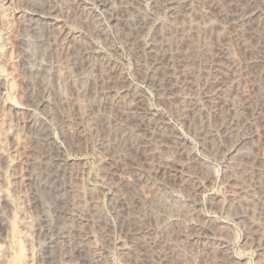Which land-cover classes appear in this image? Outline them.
<instances>
[{
    "label": "bare ground",
    "instance_id": "bare-ground-1",
    "mask_svg": "<svg viewBox=\"0 0 264 264\" xmlns=\"http://www.w3.org/2000/svg\"><path fill=\"white\" fill-rule=\"evenodd\" d=\"M20 1V5L23 7V6H26V7H29L31 12L29 13H21V12H13L11 10V4H12V0H0V38L4 37V40H6V42L4 43V45L1 44V41H0V68H6L8 71H9V74L11 76V82H9V85L6 87L5 84H3L2 82V76H0V137L1 139H4L5 141H8L10 142L12 148L15 153L17 154L16 156L18 157L17 158V161L18 160H21V163L18 164L19 166L17 167H21V164H22V160H24V166L27 168V170L31 173L25 174V176L29 175L28 177L26 176H23L24 173L21 175V172L17 173L15 172L16 174V178L14 181H16L17 183V186L19 185V187L21 188V185L22 184H25L26 182V185L30 183L33 185L32 187L35 189V191L33 193H37L39 194V201L41 203V206H42V212L40 214L41 217H40V223L39 225L35 227V224L34 226H32L31 223L32 220L31 218H29L31 220V223L30 225H28L27 227H25V234L24 236H22V243H23V246H24V250L22 253L23 254V262L20 261L21 264H33L34 262V251H35V247L40 246V241L37 242L38 239L42 238L43 239V246L40 247L42 248V252H43V259L46 261V264H114L113 262L109 261V259L106 258L105 256V250L100 246V242H108L110 239H109V233L111 232V223H112V220L110 218V216H107L106 212L102 209L101 207V199H100V195L101 193H103V189H99V187H95V188H98V190H95L92 189V188H89V189H79L77 185V183H75L76 185H74V183H72L71 181L68 182V178L67 179H64V180H67V182H61L57 187L54 186V188H52L51 186L49 187V185L47 186V180H45V177H46V174L44 175V172H43V168L47 167V165L49 164H46V160L48 159H43L42 156H39V157H36V158H31V156H29V153L28 152V140H29V136L30 135H34L35 137V140H40L41 142V146L42 147H49V145L51 144V140L53 139H49V135H48V132H47V129H48V125L46 127V124H45V121L43 120V118H38L37 115H34V112L36 110H41L43 111L42 113H45V117L47 115H51L49 114L47 109H46V102L43 100V97H45V95L47 94V92H49V89H50V86H49V80L51 78H54V76L56 75L55 74V69L53 70V64L55 61L58 62V60H54L55 57H53L55 54L54 52L58 51L57 53V56L59 57V52L61 51L62 53L63 52H66V53H63L61 54L62 56L67 55V59H66V63L69 62L68 61V52H69V49H70V42L71 44L74 42V41H77V37L73 36V35H70L69 33H67L65 27H64V23H63V20L64 18H76L78 17V19H82L81 21L84 20V23L87 21L88 23H90L89 25V28L94 31V32H97L99 35H102L103 37L106 36V29L103 28V25H101L100 23H98V21L95 19V14L93 12V10H91L89 7L86 6V3L83 4L81 3L79 0H45L42 4H39L38 6L35 5L33 3L32 0H19ZM41 1V0H40ZM95 1V0H94ZM98 2V4L100 5V7H102V9L104 8V10L106 11L104 14H107L106 18H108L107 20H109L110 24H112L113 26L111 27H116V29H120L118 31H120V33L122 32L121 30H123L122 33H124V31H128L129 34H130V37L129 39L127 40L128 44L130 45V47H133L135 50L139 51V52H143V53H149L152 55L153 57V63L156 67H162V69L166 70V72H162L163 73V77L162 78H158L154 81L153 83V88L155 89V91L157 92L158 96L160 97V101H167L170 99L172 100H181L180 98L183 97L182 95L179 96V85L177 84V81L179 79H182V81H184L185 83L189 84L190 86H195L194 85V82H195V78H196V68L197 66L194 67L192 63L193 61H189L187 60L189 58V56H191L190 54H192V51L190 53V47L189 46H193L194 50L196 51H199L201 54V56H206L202 59V61H199L198 64H201L200 66V69L202 71V76L204 77H207L208 75H211L209 74L210 71H212L213 68H216V64H214L213 62L211 63L208 58V56L210 57L209 54H213V53H210L208 51V44L207 45V40L205 39H201V37L205 36L204 35V32L208 29V27H210V30H212L214 32V36H215V41H217L215 43V53L218 57V55L220 54H223L224 50L223 48H221L222 46H220L219 44V40L220 38V24H221V20L223 21H227L228 25L230 26V28H232V34H233V37L236 38L235 40H237L238 42H240L241 45H243V48L244 49H249V48H252L254 46V50H255V55L254 56H250L246 62L248 63V65H254V66H258L260 67V71H259V74H262V72H264V15L263 17H261V13L259 11L260 8V5L261 3H264L263 1L264 0H247V2L245 1L246 5L243 4L242 2H240V0H210V2L207 3L206 6L207 7V11H204V15L202 17H200L199 19H196L195 17H193V13H196V12H193V9H194V3H197V2H193L192 0H96ZM208 1V0H207ZM215 1L217 2L218 4V1H222L224 3V6H226L227 8L226 9H223L220 4H215ZM204 2V0L202 1ZM42 3V2H41ZM205 3V2H204ZM45 4V5H44ZM47 4V5H46ZM149 5L147 7H145V5ZM205 5V4H203ZM18 6V5H17ZM199 6V5H198ZM197 6V7H198ZM160 8H163L162 11H164V9H167L169 11V20L168 22L166 23V26L164 24V29L161 28L159 30H157V35H158V39H154L153 40V36H152V41H148V42H144L142 41V37H141V34L142 32H144V28L146 26L147 21L152 18L153 14L159 10H161ZM205 8V7H203ZM225 8V7H224ZM101 9V10H102ZM103 10V11H104ZM195 10V9H194ZM203 10V9H202ZM201 10V12H202ZM206 10V9H205ZM160 12V11H159ZM202 14V13H201ZM200 14V15H201ZM217 18V19H216ZM77 19V18H76ZM152 20V19H151ZM66 21V20H65ZM73 21V20H72ZM148 21V22H149ZM69 22V21H68ZM151 22V21H150ZM149 22V23H150ZM211 26L209 24L213 23ZM78 23V22H77ZM81 23V22H80ZM83 23V22H82ZM239 23V24H238ZM88 26V24H86ZM85 25V26H86ZM149 25V24H148ZM163 27V25H161ZM158 27V26H157ZM84 28V27H82ZM113 30V29H112ZM161 30V31H160ZM225 30V29H224ZM88 31V30H87ZM117 31V30H116ZM115 31V32H116ZM118 31L116 33H118ZM160 31V32H159ZM211 32V34L213 33ZM119 33V34H120ZM210 31H208V35L209 36H213V35H210L209 34ZM129 34H127L129 36ZM76 35V34H75ZM206 35V36H208ZM94 36V35H93ZM122 36V35H121ZM124 36H125V33H124ZM107 37V36H106ZM105 37V39H106ZM123 37V36H122ZM100 38V37H99ZM126 38V36L124 37ZM128 38V37H127ZM126 38V39H127ZM157 38V37H156ZM210 38V37H209ZM230 38V37H229ZM124 39V40H126ZM232 39V37H231ZM1 40V39H0ZM82 40V38H81ZM119 40V39H118ZM73 41V42H72ZM122 41V39H121ZM230 41V40H229ZM126 42V43H127ZM210 42V41H209ZM214 42V41H213ZM211 41V43H213ZM78 42H76V45H77ZM109 43V42H108ZM238 44V43H237ZM108 45V44H107ZM213 45V44H212ZM212 45H209V48L212 46ZM72 46V45H71ZM214 46V45H213ZM227 46V45H225ZM74 47V46H73ZM189 47V49L187 48ZM72 48V47H71ZM110 48V47H109ZM132 48V49H133ZM213 48V47H211ZM211 48H210V51H211ZM74 49V48H73ZM228 49V48H227ZM131 50V49H130ZM129 50V51H130ZM251 50V49H250ZM249 50V51H250ZM73 51V52H72ZM70 52L73 53V56L72 57V60L74 61L73 58H75L76 61H79V69L78 71H80V69H83L84 73H86V71H96V68L95 64L96 62L94 60H97L96 56L98 54V52L89 46V43H85V41H81L79 42V46L77 45V47H75L74 50H72ZM133 51V50H132ZM136 51V52H137ZM248 51V52H249ZM138 53V52H137ZM190 53V54H189ZM209 53V54H208ZM242 53V52H241ZM247 53V52H246ZM71 54V53H70ZM133 54V53H132ZM189 54V56H188ZM245 54V53H244ZM251 54H253V51H251ZM250 54V55H251ZM60 55V56H61ZM72 55V54H71ZM194 55V53L192 54V56ZM196 55V54H195ZM70 56V55H69ZM89 56L92 57H95L94 61L95 63H91L92 61H89L87 59H85L84 57L88 58ZM231 56V55H230ZM244 56V55H242ZM65 57V58H66ZM102 57V56H101ZM224 57V56H223ZM54 58V59H53ZM61 58V57H59ZM58 58V59H59ZM64 58V59H65ZM71 58V57H70ZM98 58H100L98 56ZM117 58V57H116ZM191 58V57H190ZM196 58L195 56L191 59H194ZM211 58V57H210ZM63 59V58H62ZM86 61H85V60ZM102 59V58H101ZM152 59V58H151ZM197 59V58H196ZM70 60V59H69ZM222 60V59H221ZM220 60V61H221ZM243 60V59H242ZM60 61V60H59ZM63 61V60H62ZM65 61V60H64ZM55 62V63H57ZM71 62V61H70ZM100 62V61H99ZM102 62V60H101ZM104 62V61H103ZM218 62V61H217ZM60 63V62H59ZM65 63V62H64ZM63 63V65H64ZM74 63V62H73ZM216 63V62H215ZM219 63V62H218ZM58 64V63H57ZM62 64V62H61ZM70 63H68L69 65ZM78 64V63H77ZM95 64V65H94ZM103 64V63H101ZM220 64V63H219ZM67 65V64H66ZM74 65V64H73ZM72 65V66H73ZM109 65V64H108ZM189 65H192L193 67H190ZM197 65V64H195ZM224 65V64H223ZM70 66V65H69ZM76 66V64H75ZM103 66V65H102ZM154 66V67H155ZM231 68L229 73H227V77L226 79L224 78V81H221V80H217L213 85H214V92H206L204 93V99L207 101V102H212V108H214V110H216L215 108H218L219 110L221 109H224L226 110L227 112H229L230 110L234 109L235 106H239V108H241V110L243 109H248L249 107V103H248V100L246 98V89H245V83H246V80H244V76H243V71H242V68L238 65H235V64H231ZM19 67H21L20 70ZM74 67V66H73ZM77 67V66H76ZM101 67V66H100ZM105 67V66H104ZM221 67V66H220ZM230 67V66H229ZM103 68V67H102ZM174 68L178 69V73L176 75L175 70ZM198 68H199V65H198ZM5 69V70H6ZM62 69V68H61ZM99 69V68H98ZM97 69V71H98ZM114 69V68H113ZM112 68L110 69L109 73H115V70H113ZM224 69V68H222ZM254 69V68H253ZM6 70V72H7ZM65 70V69H64ZM109 70V69H108ZM107 70V72H108ZM169 70V71H168ZM255 70V69H254ZM3 71V70H2ZM1 71V72H2ZM20 71L22 73H20ZM77 71V70H76ZM77 71V72H78ZM106 71V70H105ZM145 71V70H144ZM158 71V69H157ZM104 72V71H103ZM99 72V76H100V80L102 83H104V79L106 78V75L105 73ZM106 72V73H107ZM8 73V72H7ZM58 73V71H57ZM61 73V71H60ZM58 73V74H60ZM79 73V72H78ZM82 73V72H81ZM92 73L93 75V72H90ZM89 73V74H90ZM198 73V72H197ZM1 74V73H0ZM8 74V76H9ZM57 74V76H58ZM156 74V73H155ZM220 74V73H219ZM248 74V73H247ZM64 75V73H63ZM62 75V76H63ZM70 75V74H69ZM121 75V74H120ZM201 75V74H200ZM255 75V74H254ZM61 77V75H59ZM58 76V77H59ZM119 76V74H118ZM56 77V76H55ZM55 78V79H58L59 78ZM110 77V76H109ZM157 78V77H156ZM221 78V77H220ZM264 78V77H263ZM69 79V78H68ZM74 79V78H73ZM153 79V78H152ZM202 79V78H201ZM216 79V78H215ZM214 79V81H215ZM222 79V78H221ZM9 80V79H8ZM57 80V81H58ZM64 81V79H61V81ZM75 80V79H74ZM99 80V81H100ZM213 80V79H212ZM57 81L55 80V83L61 87V85L63 86V82L61 83H57ZM73 81V80H72ZM106 81V80H105ZM122 81V80H121ZM181 81V82H182ZM54 82V80H53ZM67 83V80L64 81V83ZM70 82V81H69ZM108 81H106L107 83ZM118 82V81H117ZM123 83H125V81H122ZM252 82V81H251ZM15 83V84H14ZM52 83V82H51ZM150 83V82H149ZM213 83V82H212ZM54 83H52L53 85ZM61 84V85H60ZM152 84V83H151ZM204 84V83H203ZM73 85V84H72ZM78 84H76L77 86ZM84 85V84H83ZM107 86L104 87L103 90H99L100 91V94L102 95H99V97L101 96L103 98V93H107V92H110L112 91L113 92V89H116L114 87H116L114 84V86L110 83H107L106 84ZM127 85V84H126ZM125 84H123L122 86L119 87V91H121L122 93L126 92V86ZM148 85V84H147ZM57 86V87H58ZM67 85H65L66 87ZM75 86V85H73ZM72 86V87H73ZM82 86V84L80 85ZM52 87V86H51ZM57 90V87L54 86ZM70 87V86H69ZM78 87V86H77ZM184 87V86H183ZM59 88V87H58ZM83 88V87H82ZM93 88V87H92ZM63 89V88H61ZM76 89V87H75ZM85 89V87L83 88V90ZM101 89V88H100ZM183 89V88H182ZM195 89V87H194ZM209 89V88H208ZM118 90V89H117ZM210 90V89H209ZM213 90V89H212ZM250 90V89H249ZM60 91V90H59ZM58 91V95H59V92ZM64 91V90H63ZM66 91V90H65ZM64 91V92H65ZM75 91V95L78 97L80 96L81 98V95L83 94L82 93V90L80 89V87L76 90H73ZM154 91V92H155ZM185 91V90H184ZM190 91V90H189ZM207 91V90H206ZM258 91V90H257ZM54 92V90H53ZM67 92V91H66ZM93 92V91H92ZM116 92V91H115ZM155 92V93H156ZM55 93V92H54ZM98 93V92H97ZM119 93V92H118ZM141 93V92H140ZM193 93V92H192ZM49 94V93H48ZM62 94V93H61ZM60 94V95H61ZM66 94V93H65ZM73 94V93H72ZM88 93L84 94L87 95ZM110 94V93H109ZM121 94V93H120ZM57 95V96H58ZM64 96V94H62ZM62 95L59 96L60 98H62ZM92 95H94V92L92 93ZM105 95V94H104ZM108 95V94H107ZM112 95V99H108L109 102H111V105H114V106H117L118 108H120V113L122 114H126V116H128L131 120L135 121L136 118H139L138 120H142L140 124H142L143 128L145 129V131L147 133H150L152 137L154 136H158L156 134H160V131L161 129H163L162 127L166 126V123L164 122L165 120H163V117L162 118H155V115L152 113V111L148 108V107H145L143 102L139 100V98L137 96H131L128 98H126V94L121 97L119 96H114V94H110ZM117 95V94H116ZM199 95V94H198ZM236 95H238V99H239V96H241L243 98V101L239 102L238 100H236ZM48 96V95H47ZM67 96V95H66ZM65 96V97H66ZM71 96V95H69ZM89 96V95H88ZM97 96V95H96ZM157 96V97H158ZM196 96V95H195ZM63 97V99H61V101L63 100V103L67 106H69L70 102L68 98H65ZM73 100L71 98V104L72 102L74 101L75 99V96L72 95ZM91 97V96H90ZM98 97V96H97ZM107 97V96H105ZM104 97V98H105ZM158 97V98H159ZM248 97V95H247ZM46 98V97H45ZM51 98V97H50ZM58 98V97H56ZM80 98H78L80 100ZM87 98V97H86ZM94 98V97H92ZM91 98V99H92ZM126 98V99H125ZM52 99V98H51ZM77 99V102L79 103V105L75 104V107L76 106H79L77 108V111L78 110H81L82 112L79 113V116L77 117H71V116H66V130H68L69 128H73L74 131L76 132L75 134H77V137L79 136L80 138H83V142L85 141L84 138L86 137V131L87 130H90L93 132L92 129H90V126L91 124H89V121H91V119H89L90 117L88 116V114H86V110L84 108L85 104L83 102H79ZM100 98H98L99 100ZM143 99V98H142ZM203 99V100H204ZM47 100V99H46ZM60 100V99H59ZM101 100V99H100ZM97 101V105L98 107L100 108V105H101V101ZM111 100V101H110ZM174 100V101H175ZM242 100V99H241ZM48 101V100H47ZM61 101H59L60 103H62ZM89 100L87 99L86 102H88ZM105 101V99L103 100ZM107 101V100H106ZM201 101V99H200ZM49 102V101H48ZM76 103V100L74 101ZM94 102V101H93ZM108 102V103H109ZM159 102V101H158ZM168 102V101H167ZM69 103V104H68ZM95 103V102H94ZM103 103V102H102ZM164 103V102H163ZM172 103V102H170ZM174 103V102H173ZM176 103V102H175ZM179 103V102H178ZM182 103V101H181ZM187 103V102H186ZM263 104V107H264V100L262 102ZM70 104V106H71ZM95 104V105H96ZM105 104V103H104ZM103 104V105H104ZM184 104V105H183ZM182 105L179 104V113H180V116L182 118H184V121H185V118L187 117L188 114L191 113V116L190 118H196V121H198V124L200 125V127L198 128V131H199V138L202 140V145H204L205 141L208 143L207 140H210V139H213L215 138V135H213V133L211 132V130L209 129L210 127H208V122L205 120L206 116L203 117V114H202V110L196 108V107H189L188 105H185V103L183 102ZM62 105V104H61ZM74 106V104H72ZM89 105V104H88ZM92 105V104H91ZM89 105V106H91ZM106 105V104H105ZM175 105V104H174ZM206 105V104H205ZM67 106V107H68ZM108 106V104H107ZM113 106V107H114ZM178 106V105H177ZM196 106V105H195ZM53 107V106H52ZM72 107V106H71ZM94 107V105H93ZM110 107V106H109ZM112 107V108H113ZM116 107V108H117ZM172 107V106H171ZM254 107V106H253ZM80 108V109H79ZM90 107H88L89 109ZM102 108H104V106H102ZM250 108V107H249ZM46 109V110H45ZM51 109V108H50ZM65 109V108H64ZM83 109L85 112H83ZM87 109V108H86ZM109 109V108H108ZM106 109V110H108ZM176 109V108H175ZM211 109V108H210ZM238 109V107H237ZM259 109V108H258ZM71 110V109H70ZM92 110V109H91ZM105 110V109H104ZM236 110V109H235ZM240 110V109H239ZM90 111V110H88ZM100 111L102 112V110L100 109ZM100 111L97 110V113H100ZM233 111V110H232ZM52 112V111H51ZM50 112V113H51ZM79 112V111H78ZM91 112V111H90ZM96 112V111H95ZM94 110L92 112L95 113ZM107 112V111H106ZM106 112H102L104 116V114ZM109 112H110V109H109ZM108 112V113H109ZM178 112V111H177ZM206 112V111H205ZM221 112H224V111H221ZM236 112V111H234ZM242 112V111H241ZM245 112V111H243ZM57 113V112H56ZM66 113V112H65ZM217 113V112H216ZM246 113V112H245ZM262 113H264L262 111ZM91 114V113H90ZM225 114V113H224ZM250 114V113H249ZM53 115V114H52ZM51 115V117H52ZM66 115V114H65ZM106 115V114H105ZM110 115H113L114 116V113L110 114ZM207 115V114H206ZM37 116V117H36ZM101 115L98 116L97 114V117H101ZM107 116V115H106ZM113 116H109L108 114V118H102L104 121L103 123H105V125H108V127L111 129V127L109 126V124L111 122H114V123H117V121L119 122L120 121V118L118 117L117 118H114ZM158 116V115H157ZM160 116V115H159ZM224 116V115H223ZM222 116V117H223ZM236 116V115H235ZM89 117V118H88ZM92 117V116H91ZM105 117V116H104ZM121 117V116H120ZM94 118V117H93ZM124 118V117H122ZM180 118V117H179ZM188 118L186 120L187 124L189 126H191L192 124H195L192 120L194 119H190ZM224 118V117H223ZM222 118V119H223ZM181 119V118H180ZM204 119V120H203ZM211 119V117H210ZM231 119V118H230ZM257 119V118H256ZM46 120V119H45ZM63 120V119H62ZM93 120V119H92ZM97 120H101L100 118H97ZM130 120V121H131ZM183 120V119H182ZM208 120V118H207ZM221 120V119H220ZM262 120V119H261ZM95 121V120H94ZM102 121V120H101ZM209 121V120H208ZM216 121V120H215ZM228 121V120H227ZM233 121V120H232ZM236 121V119L234 120ZM233 121V122H234ZM238 121V120H237ZM64 122V121H63ZM98 123H101L103 124L102 122L100 121H97ZM96 122V124H97ZM121 122V121H120ZM126 122V121H125ZM139 122V121H138ZM178 122V121H177ZM222 122V121H220ZM219 122V123H220ZM61 123V122H60ZM91 123V122H90ZM95 123V122H94ZM134 123V122H132ZM130 123V124H132ZM216 123V122H215ZM225 123V122H224ZM236 123V122H235ZM21 124V126H23L22 128L25 130H27L26 132L30 131L32 132V134L28 135V138L26 137V134L23 133V129L21 130L20 127H18V125ZM95 124V125H96ZM100 124V125H101ZM118 124V123H117ZM128 124V122H127ZM185 124V123H184ZM234 124V123H233ZM232 122H229L227 126V128L229 127L231 129L232 127ZM99 125V126H100ZM186 125V124H185ZM94 126V125H92ZM104 126V125H103ZM121 127L122 126H125L123 124L120 125ZM129 126V125H127ZM169 125H167L168 127ZM241 126V125H240ZM253 126V125H252ZM63 127V126H62ZM89 127V128H88ZM97 127V126H96ZM105 127V126H104ZM120 127V128H121ZM220 127V126H219ZM88 128V129H87ZM106 128V127H105ZM119 128V127H118ZM142 128V129H143ZM166 128V127H164ZM187 128V127H186ZM191 128V127H189ZM187 128V129H189ZM214 128V127H213ZM228 128V129H229ZM253 128V127H251ZM60 129V128H59ZM87 129V130H86ZM107 129V128H106ZM116 131V128H114ZM123 129V128H122ZM143 129V131H144ZM192 129V128H191ZM234 130H236L234 127L232 128ZM109 130V129H107ZM121 130V129H119ZM124 130V129H123ZM137 130V129H136ZM164 130V129H163ZM162 130V131H163ZM193 130V129H192ZM239 130V129H238ZM236 130V131H238ZM244 130V129H243ZM65 131V130H64ZM113 129H112V132L113 133H116L115 135H117V132H114ZM127 131V130H126ZM174 131V130H173ZM225 131V130H224ZM250 131V130H249ZM67 132V131H66ZM97 132V131H96ZM104 132H105V129H104ZM107 132V131H106ZM119 132V131H118ZM131 132V131H129ZM137 132V131H136ZM195 132V131H194ZM193 132V133H194ZM245 132V131H243ZM29 133V132H28ZM109 132H107V135L110 136L108 134ZM132 133V132H131ZM131 133H128V137H131L132 136H129V135H132ZM220 133V132H219ZM90 134V133H89ZM94 134V133H92ZM102 134H105L103 133V130H102ZM111 134V132H110ZM125 134V133H123ZM149 134V135H150ZM162 134V133H161ZM173 134V133H172ZM178 134V133H177ZM176 134V135H177ZM197 133L195 132L194 135H196ZM237 134V133H235ZM241 134V133H240ZM248 135V133H246ZM66 135V134H65ZM64 135V137H65ZM69 135V134H68ZM91 135V134H90ZM100 135V134H99ZM99 135L96 136L95 134V139H94V136H90L94 139V141H91L96 144H99L100 146H104L105 144L109 143L110 142V137L108 139V137L104 136L103 135V138H100ZM166 136L164 139H163V136L161 140H164L166 142V146H169L171 145L172 148L178 150V151H181V152H185L187 154V157L186 159V162H190V163H187V165H181L179 163L178 160H176L173 156V154L171 155H168L169 160H171L170 162H162L161 164L157 165L155 167V171L156 173H160V172H163L165 173L166 171L170 172L171 174L172 173H179L182 169H185V170H188L189 168H192V163H197V166H198V163H199V160L197 158V156L194 155H191V154H188L187 151H185L184 149L185 148V141L184 139H181L180 137H177V136ZM179 135V134H178ZM228 135V133L226 134ZM67 136V135H66ZM89 136V135H88ZM88 136L86 138H88ZM119 136V134L117 135ZM125 135H122L120 136L123 137ZM149 136V137H151ZM182 136V135H181ZM214 136V137H213ZM243 137H241L240 140H238L239 142L237 144H235L232 147H230L233 152L235 154H233L231 156V159H235L240 153V151L243 149L242 145H244V143L247 141L248 137H246L245 135H242ZM250 136V135H249ZM68 137V136H67ZM71 137V136H70ZM89 137V138H90ZM112 137V136H111ZM114 134H113V137H112V141L114 139ZM127 137V138H128ZM198 137V136H197ZM217 137V136H216ZM51 138V136H50ZM66 138V137H65ZM64 138V139H65ZM85 138V139H86ZM118 138V137H117ZM118 138V139H120ZM125 138V139H127ZM225 138V137H223ZM251 138V137H250ZM67 139V138H66ZM78 139V138H77ZM150 139V138H149ZM4 140L2 142H4ZM34 140V141H35ZM81 140V139H80ZM89 140V139H87ZM86 140V141H87ZM116 138L114 139L113 142H115ZM132 140V139H131ZM122 141V140H120ZM120 141L118 142L120 144ZM145 141V140H144ZM152 141V140H151ZM155 141V140H154ZM187 141V139H186ZM55 142V141H54ZM89 142V141H88ZM88 142H85L84 144L86 145ZM112 142V143H113ZM212 142V141H211ZM39 143V142H37ZM36 143V144H37ZM67 143V142H66ZM117 143V142H115ZM114 143V144H115ZM117 143V144H118ZM164 143V142H163ZM210 143V142H209ZM213 143V142H212ZM218 143V142H217ZM10 144L8 143V145L10 146ZM90 144V143H89ZM88 144V146H89ZM111 144V143H110ZM109 144V148L112 147V145L110 146ZM123 144V141L122 143ZM129 147L131 148H134V142L132 144V142L129 143ZM144 144H147L146 141ZM150 144V143H149ZM247 144V143H246ZM252 144V143H251ZM30 145V143H29ZM35 145V143L30 147V148H33ZM56 146V148L59 150L62 148V146L64 145H59V143L55 144L53 143L52 146ZM83 145V144H82ZM92 145V144H91ZM90 145V146H91ZM116 145V144H115ZM128 144H126V147ZM39 146V145H38ZM51 146V147H52ZM66 146V145H65ZM89 146V147H90ZM99 146V147H100ZM134 146V147H133ZM147 146V145H146ZM150 146V145H149ZM148 146V147H149ZM164 146V145H163ZM187 146V145H186ZM39 148L36 149V152L39 150V149H43V148ZM50 147V148H51ZM71 147V146H70ZM87 147V146H86ZM119 147V145H118ZM121 147V146H120ZM124 147V146H123ZM125 147V148H126ZM145 147V146H144ZM151 147V146H150ZM247 147V146H245ZM36 148V147H35ZM49 148V149H50ZM96 148V147H95ZM106 148V147H105ZM113 148V147H112ZM117 148V147H116ZM45 149V148H44ZM55 149V148H54ZM56 149V150H57ZM64 149V148H63ZM104 149V148H103ZM118 149V148H117ZM120 149V148H119ZM128 149V148H126ZM125 149V150H126ZM130 149V148H129ZM148 149V148H147ZM154 149V148H153ZM189 149V147H188ZM247 150V148H245ZM1 150V149H0ZM115 149H113V152H114ZM146 150V149H145ZM152 150V149H151ZM190 150V149H189ZM210 150V149H209ZM215 150V149H214ZM231 150V151H232ZM244 150V149H243ZM251 150V149H250ZM32 151V150H31ZM48 151V150H47ZM53 151V150H52ZM61 151V150H60ZM81 151V150H80ZM85 151V150H84ZM118 151V150H117ZM124 151V149H123ZM153 151V150H152ZM151 151V152H152ZM174 151V150H173ZM245 151V150H244ZM244 151H242V153H245ZM33 152V151H32ZM35 152V150H34ZM35 152V153H36ZM40 152V150L38 151ZM42 154L44 155V152L41 151ZM49 152V151H48ZM47 152V153H48ZM58 152V151H57ZM121 152V151H120ZM189 152V151H188ZM46 153V154H47ZM115 153V157H117V153ZM119 153V152H118ZM176 153V152H175ZM215 153V151H214ZM239 153V154H237ZM247 153V152H246ZM2 154V153H1ZM12 154V153H11ZM32 154V153H31ZM30 154V155H31ZM49 154V153H48ZM141 154V153H140ZM154 154V153H153ZM184 154V153H182ZM206 154V153H205ZM221 154V153H220ZM249 154V153H248ZM247 154V156H248ZM34 155V154H33ZM32 155V156H33ZM81 155V153L79 154ZM106 155V154H105ZM111 155V154H109ZM108 155V156H109ZM114 154H112L113 156ZM119 155V154H118ZM152 155V154H150ZM198 155V154H197ZM216 155V154H215ZM245 155V154H244ZM242 154V158H244V156ZM181 156V155H180ZM199 156V155H198ZM240 156V155H239ZM244 156V157H243ZM1 157V155H0ZM4 157V156H3ZM82 157V156H81ZM106 157V156H105ZM104 155H103V158L105 159ZM157 157V156H156ZM178 157V155H177ZM220 157V156H218ZM249 157V156H248ZM247 157V158H248ZM46 158V157H44ZM48 158V157H47ZM62 158V157H61ZM107 158V157H106ZM241 158V159H242ZM246 158V159H247ZM251 158V156H250ZM254 158V157H253ZM4 159V158H3ZM2 159V160H3ZM81 159V158H80ZM119 159V158H118ZM121 159V158H120ZM132 159V158H131ZM150 159V158H149ZM240 159V160H241ZM245 159V160H246ZM252 159V158H251ZM255 159V158H254ZM253 159V160H254ZM16 160V158H15ZM45 160V161H43ZM57 160V159H56ZM97 160V159H95ZM102 160V159H101ZM156 160V159H155ZM168 160V159H167ZM232 160V161H233ZM239 160V157H238V161ZM4 161V160H3ZM49 161V160H48ZM47 161V162H48ZM79 160H77L78 162ZM82 161V159H81ZM115 158L114 156L113 157H110L109 158V161L110 162L108 165L111 167V165H115ZM119 161V160H118ZM123 161V160H122ZM148 161V160H147ZM161 161V160H160ZM192 161V163H191ZM203 161V160H201ZM231 161V160H230ZM231 161V162H232ZM236 161V160H235ZM244 161V160H243ZM247 161V160H246ZM245 161V162H246ZM55 162V160L53 161V163ZM71 162V161H70ZM68 162L67 159L63 160L61 159V161L59 160L58 163L59 166L56 168L57 170V174L62 178H65L66 176L70 177L73 179L72 176L74 175H77L78 176V173L79 171H82L84 170V168L82 170H76V168L74 167V164L73 162ZM103 162V161H101ZM244 162V163H245ZM253 162V161H252ZM56 163V162H55ZM79 163V162H78ZM82 163V162H81ZM202 162H200L201 164ZM233 163V162H232ZM249 163V162H248ZM2 164V163H1ZM29 164H33L35 165L36 167H38L37 170H32L33 172L30 171V169L28 168ZM44 164L46 165L44 167ZM103 164V163H102ZM111 164V165H110ZM120 164V163H119ZM131 164V163H130ZM203 164V163H202ZM202 164L200 167H202ZM230 164V162H229ZM243 164V163H242ZM22 165V167H23ZM51 165V164H50ZM83 165V164H82ZM126 165V164H125ZM139 165V164H138ZM196 165V164H195ZM233 166V164H230L228 166V168H230V166ZM246 165V164H244ZM1 166V165H0ZM34 166V167H35ZM55 166V165H53ZM78 166V169L80 168L79 164L77 165ZM84 166V165H83ZM97 166V165H96ZM143 166V165H142ZM152 166V165H151ZM194 166V165H193ZM204 166V164H203ZM227 166V165H226ZM247 166H252V165H248ZM246 166V167H247ZM258 166V165H257ZM256 166V167H257ZM10 167V166H9ZM33 167V166H32ZM56 167V166H55ZM125 167V166H124ZM150 167V166H149ZM195 167V166H194ZM199 167V168H200ZM5 168V167H4ZM50 168V167H49ZM250 167H248L247 169H249ZM114 170V168H112ZM202 169V168H201ZM231 170H235V167L230 168ZM238 169V168H236ZM243 169V168H242ZM246 169V168H245ZM251 169V168H250ZM11 170V169H10ZM17 170V169H16ZM45 170V169H44ZM46 170H49L46 168ZM116 170V169H115ZM148 170V169H147ZM239 170V169H238ZM264 170V169H263ZM20 171V169L18 170ZM22 171V170H21ZM24 171H25V168H24ZM124 171V170H123ZM129 171V170H128ZM154 171V172H155ZM193 171V170H192ZM197 171V170H196ZM237 171V170H236ZM245 171V170H244ZM248 171V170H247ZM250 171V170H249ZM255 171V170H254ZM13 172V171H12ZM111 172V171H110ZM149 172V171H148ZM182 172V171H181ZM231 172V171H229ZM233 172V171H232ZM238 172V171H237ZM242 173H244L243 171H241ZM246 172V171H245ZM257 172V171H256ZM259 172V171H258ZM48 173V172H47ZM54 173V172H53ZM52 173V174H53ZM81 173V172H80ZM112 173V172H111ZM197 173V172H196ZM209 174V172H207ZM206 173V174H207ZM235 171L232 173L234 174ZM240 173V172H239ZM238 173V174H239ZM247 173V172H246ZM55 174V173H54ZM105 174V173H104ZM121 174V173H119ZM143 174V173H142ZM141 174V175H142ZM155 174V173H154ZM166 174V173H165ZM163 174V175H165ZM223 174V173H222ZM228 174V173H226ZM248 174V173H247ZM246 174V175H247ZM13 175V176H14ZM82 175V173H81ZM80 175V176H81ZM100 175V174H99ZM106 175V174H105ZM122 175V174H121ZM135 175V174H134ZM169 175V174H168ZM4 176V175H3ZM54 177V175H52ZM118 176V175H117ZM128 176V175H127ZM136 176V175H135ZM167 176V174H166ZM165 176V177H166ZM174 176V175H173ZM172 176V177H173ZM177 176V175H176ZM236 176V174H235ZM234 176V177H235ZM240 178L241 177V174H239ZM237 176V178L239 177ZM248 176V175H247ZM245 176V177H247ZM253 176V175H252ZM261 176V175H259ZM51 177V176H50ZM56 177V175H55ZM110 177V176H109ZM116 177V176H115ZM121 177V176H120ZM132 177V176H131ZM145 177V176H144ZM161 177V176H160ZM171 177V175H170ZM171 177V178H172ZM175 177V176H174ZM224 177V176H223ZM244 177V176H243ZM250 177V175H249ZM61 178V179H62ZM111 178V177H110ZM136 178V177H135ZM134 178V179H135ZM140 178V177H139ZM147 178V177H146ZM158 178V177H157ZM169 177L167 176V179ZM178 178V177H177ZM183 178V177H182ZM208 178V177H207ZM211 178V177H210ZM248 178V177H247ZM245 178V179H247ZM251 178V177H250ZM253 178V177H252ZM48 179V177H47ZM52 179V177H51ZM125 179V178H124ZM142 179V178H141ZM165 179V178H164ZM170 179V178H169ZM185 179V178H184ZM235 179V178H234ZM233 176L231 178V173H230V176H229V179L227 178L228 183L229 182H232L233 180ZM244 179V180H245ZM49 180V179H48ZM54 180V179H53ZM56 180L57 177H56ZM71 180V179H70ZM145 180V179H143ZM149 180V179H148ZM186 180V179H185ZM188 180V179H187ZM237 180V179H235ZM239 180V179H238ZM243 180V181H244ZM248 180V179H247ZM28 181V182H27ZM77 181V180H76ZM79 181V180H78ZM81 181V180H80ZM141 181V180H140ZM151 181V180H150ZM153 181V180H152ZM151 181V182H152ZM184 181V180H182ZM181 181V182H182ZM250 181V180H249ZM253 181V180H252ZM191 182V181H190ZM240 182V180H239ZM255 182V180H254ZM264 182V181H263ZM54 183V182H53ZM58 183V182H56ZM55 183V184H56ZM81 183V182H80ZM79 183V187L81 186ZM110 183V182H109ZM148 183V181H147ZM156 183V182H155ZM160 183V182H158ZM162 183V182H161ZM170 183V182H169ZM227 183V184H228ZM233 183V182H232ZM245 183V182H244ZM243 183V184H244ZM257 183V182H256ZM99 184V183H98ZM142 184V183H141ZM146 184V183H145ZM151 184V183H150ZM149 184V186H150ZM154 186V181L152 183ZM151 184V185H152ZM163 184V183H162ZM161 184V185H162ZM177 184V183H176ZM186 184V183H184ZM231 184V183H230ZM235 184V183H234ZM252 184V183H251ZM259 184V183H258ZM28 185V186H29ZM51 185V183H50ZM134 184L130 185L129 188H131L130 190L132 191V187ZM157 185V183H156ZM160 185V184H159ZM180 185V184H179ZM246 185V184H245ZM249 185V184H248ZM27 186V187H28ZM83 186V185H82ZM85 187L88 188L87 185H84ZM91 186V185H90ZM93 186V185H92ZM91 186V187H92ZM113 186V185H112ZM141 186V185H140ZM148 186V184L146 185ZM149 186L147 188H149ZM153 186V187H154ZM158 186V185H157ZM162 186H165V185H162ZM173 186V185H172ZM229 186V185H228ZM24 187V186H23ZM22 187V188H23ZM26 187V186H25ZM26 187V188H27ZM152 187V186H151ZM150 187V188H151ZM170 187V186H169ZM175 187V186H174ZM251 187V186H250ZM25 188V189H26ZM32 188V189H33ZM103 188V187H102ZM136 188V187H135ZM149 188V189H150ZM158 188V187H157ZM156 187L155 188H152L151 190H155L157 189ZM167 188V187H165ZM172 188V187H171ZM181 188V187H180ZM200 188V187H199ZM198 188V189H199ZM24 189V188H23ZM125 189V188H124ZM169 189V188H168ZM227 189H231V188H228ZM234 189V188H233ZM231 189V190H233ZM239 193L237 192V189L235 190L237 193H234L235 194H246L248 191V189L246 187H243V186H240L239 188ZM21 190V189H20ZM19 190V191H20ZM27 190V189H26ZM159 190V188H158ZM190 190V189H189ZM193 190V189H192ZM196 190V189H195ZM193 190V191H195ZM17 191V190H15ZM28 191V190H27ZM135 190H133L134 192ZM152 191V192H153ZM157 191V190H156ZM161 194L162 195V192H166V191H170V190H162L161 188ZM192 191V192H193ZM234 191V192H235ZM79 192H81V196H80V199L79 201L76 200L77 202L75 201H71V198H72V195L74 193H77V194H80ZM118 192V191H117ZM132 192V193H133ZM149 192H151L149 190ZM167 192V193H168ZM184 192V190L182 191ZM181 192V193H182ZM191 193V191H189ZM232 191H230L231 193ZM18 193V192H17ZM20 193V192H19ZM25 193V191H24ZM28 193V192H27ZM35 193V194H36ZM47 193H54L53 196L57 198V203L58 205L54 204V211L53 212H50V210L47 208L46 206V202H45V199H44V194H47ZM129 193V192H127ZM125 193V194H127ZM136 193V192H135ZM153 193H156L158 194L157 192H153ZM166 195H169V193ZM173 193V192H172ZM174 193H177L174 192ZM173 193V194H174ZM188 194L187 196L184 197H180L181 195H179L177 198V200H167V206H165V203H163L161 200L162 198L159 197L157 199V201H161V210L160 212H162V204H164V206L166 207V209L168 210L170 207L172 208L173 205H181L180 207L182 208H179V207H175L173 209L174 211H170L168 210V215H164L165 217L162 218V222L159 224L157 223L158 225L154 226V228L156 227V233L155 235H160V237L162 236L163 232L165 233V231L168 229L167 225H172L174 223H177L178 221H181L182 219H186V220H183V221H186L184 223V227H183L181 230H178L179 232H177V236L176 238L174 239L173 237V240L171 239H168L166 238V233L163 237V238H166L165 240L161 237L158 239L157 236H154L152 237L151 236V233H154V232H151L149 231V228L148 226H143L141 225V228H145L143 229V231L141 232V235L143 239V243H150L151 241V244L152 245H157L158 248L157 250L154 252L153 251V247L151 244H148V246L151 245V248L152 249V253H148V252H145L147 251V249L145 250V248L143 249L144 253L145 254H150V257H148L147 255V258H150L152 259L151 257L153 256L155 260H151L149 262V264H201V263H205L206 261H203L202 262V258H204L205 260V257H202V255L204 254V250L201 252L200 250L198 251H194V246H201L202 248H206L207 249V246L209 247L210 243L209 241H212V232H211V226H209L206 222V220L204 219L203 222L201 221H198V219H193L196 215V207H197V201L198 199H196V197L194 198H191V194ZM226 193V192H225ZM233 193V192H232ZM231 193V194H232ZM8 194V193H7ZM23 194V193H22ZM114 194V193H113ZM119 194V192H118ZM121 194V193H120ZM124 193H122L123 195ZM156 194L152 195L151 193V199H152V196H156ZM164 194V193H163ZM172 194V196H173ZM180 194V193H179ZM194 194V193H193ZM228 194V193H227ZM26 195V194H25ZM29 195V194H27ZM32 195V194H31ZM115 195H116V192H115ZM135 195V194H134ZM133 195V197H135ZM137 195V194H136ZM139 195V194H138ZM171 195V194H170ZM178 195V194H176ZM175 195V196H176ZM196 195V194H194ZM238 195L236 196H232L234 197V201L235 198L239 197ZM253 195V194H252ZM34 195H32L33 197ZM121 196V195H120ZM128 196V195H127ZM159 196V195H158ZM157 196V197H158ZM229 196V194H228ZM16 197V196H15ZM29 197V196H28ZM37 197V196H36ZM76 197V196H75ZM126 197V196H125ZM130 197V196H128ZM127 197V198H128ZM132 197V198H133ZM139 197V196H138ZM164 197V195H163ZM171 197V196H170ZM202 197V196H201ZM200 197V198H201ZM241 197V195H240ZM239 197V198H240ZM243 197V196H242ZM250 197V196H249ZM248 197V198H249ZM23 198V197H22ZM49 198V197H47ZM103 198V197H102ZM111 199H109L110 201V215L111 216H115L117 217V219L121 218V211L123 209V207H125V204H124V200L122 201L121 200V197H119L118 195L114 196V197H110ZM131 198V197H130ZM132 198L130 200H132ZM144 198V197H143ZM142 198V200H143ZM166 198V197H165ZM164 198V199H165ZM168 198V196H167ZM174 198V196L172 197ZM239 198L237 199V201H240ZM247 198V197H246ZM264 198V197H263ZM7 198L5 197H1L0 196V204L5 202ZM9 199V198H8ZM12 199V198H11ZM19 199V198H18ZM77 199V198H76ZM125 199V198H124ZM129 199V198H128ZM127 199V200H128ZM147 199V198H146ZM154 199V198H153ZM152 199V201H153ZM241 199V198H240ZM25 200V198H24ZM129 200V201H130ZM135 200V199H134ZM138 200V199H136ZM141 200V199H140ZM139 200V201H140ZM145 200V199H144ZM143 200V201H144ZM149 200V199H148ZM221 200V199H220ZM242 200H245V198L243 197ZM27 201V200H26ZM32 201V200H31ZM30 203H33L31 202ZM126 201V200H125ZM151 201V202H152ZM155 201V200H154ZM156 201V202H157ZM232 201V202H234ZM9 202V201H7ZM11 202V201H10ZM55 202V201H54ZM103 202V201H102ZM133 202V201H132ZM131 204L133 205L134 202ZM136 202V201H135ZM141 202V201H140ZM139 202V203H140ZM150 200L148 201L147 205L151 203ZM155 202V204H156ZM199 202V201H198ZM246 202V201H245ZM252 202V201H251ZM29 203V202H28ZM52 203V202H51ZM127 203V201H126ZM130 203V202H129ZM143 203V202H142ZM146 202H144V205L146 206L145 204ZM178 203V204H177ZM222 203V202H220ZM219 203V204H220ZM239 203L240 202H237L238 206H239ZM244 203V202H243ZM247 203V202H246ZM5 204V203H4ZM9 204V203H8ZM108 204V205H109ZM128 204V203H127ZM130 204V205H131ZM153 204V203H152ZM159 202H157V205L156 207L158 206ZM225 204V203H224ZM248 204V203H247ZM261 204V203H260ZM10 205V204H9ZM30 205V204H29ZM40 205V204H39ZM56 205V206H55ZM143 204H141L142 206ZM218 205V204H217ZM221 205V204H220ZM252 205V204H251ZM2 206V205H0ZM33 206V205H32ZM36 206V205H35ZM129 206V205H126V207ZM134 206V205H133ZM150 206V205H149ZM149 206H147L149 208ZM152 206V205H151ZM155 206V205H154ZM153 206V207H154ZM214 206V205H213ZM234 206V205H233ZM248 206V205H247ZM246 206V207H247ZM254 206V205H253ZM4 207V206H3ZM6 207V206H5ZM38 207V206H37ZM144 207V206H143ZM153 207H150V208H153ZM220 207V206H218ZM230 208V205L228 206ZM227 207V209H229ZM8 208V207H7ZM12 207L10 206V209ZM21 208V207H20ZM31 205L29 207V209H31ZM39 208V207H38ZM149 208V209H150ZM160 207H158L159 209ZM170 208V209H171ZM178 208V209H177ZM214 208V207H213ZM240 208L242 209V207L240 206ZM250 208V207H249ZM263 208V207H262ZM4 208H1L0 207V210H2ZM35 209V208H34ZM138 208H136L134 206V210H136ZM140 209V208H139ZM233 209H237V208H233ZM5 210V209H4ZM7 210V209H6ZM13 210V209H12ZM129 210H131L129 208ZM128 210V213H130ZM133 210V211H134ZM144 210V209H142ZM141 210V211H142ZM157 208H153V211H156ZM165 209H163V212H164ZM222 210V209H221ZM243 210V209H242ZM125 211V210H124ZM123 211V212H124ZM132 211V210H131ZM132 211V214L134 213ZM138 211V210H137ZM148 211V210H147ZM146 211V212H147ZM166 211V210H165ZM199 211V209H198ZM238 211V209H237ZM236 211V212H237ZM247 211V209H246ZM263 211V210H262ZM6 212V211H5ZM145 212V211H144ZM145 212V214H147ZM162 212V213H163ZM239 212V211H238ZM237 212V213H238ZM8 213H11V212H8ZM25 213V212H24ZM53 213V214H52ZM108 213V212H107ZM138 213V212H137ZM143 213V212H141ZM140 213V214H141ZM161 213V215H162ZM226 213V212H225ZM240 213V212H239ZM1 214V213H0ZM23 214V213H22ZM122 217L123 216H126L124 213H122ZM132 214H130L132 216ZM136 214V213H135ZM134 214V215H135ZM144 214V213H143ZM144 214V215H145ZM149 214V212H148ZM147 214V215H148ZM151 214V213H150ZM154 214V213H153ZM152 214V215H153ZM159 211H158V215H159ZM166 214V213H165ZM3 215V214H2ZM12 217L16 218V216L13 215V212L12 214ZM8 215V216H10ZM24 215V214H23ZM21 216V217H25L26 216V219H28L27 217V214H25L24 216ZM143 215V216H144ZM233 215V214H232ZM240 215V216H239ZM238 216L241 218H245L246 216V213L245 211H243L242 213H240ZM254 215V213H253ZM252 215V216H253ZM129 214H127L126 217H128ZM140 216V215H138ZM150 216V215H149ZM156 217V215H154ZM160 216V215H159ZM194 216V217H193ZM11 217L10 220H14L13 218ZM19 217V218H21ZM146 217V216H145ZM163 217V216H162ZM197 217V215H196ZM199 217V216H198ZM256 217V216H255ZM124 218V217H123ZM138 218V217H137ZM161 218V217H159ZM156 219L160 221V219ZM8 219V218H7ZM23 219V218H21ZM39 219V218H38ZM122 219V218H121ZM120 219V220H121ZM136 219V218H135ZM247 219V218H246ZM25 221V219H23ZM21 220V221H23ZM124 220V219H123ZM122 220V221H123ZM137 220L141 221L142 223V216L140 217V219L138 218ZM157 220H155L154 218V221L156 222ZM202 220V219H201ZM209 220V219H208ZM253 220V222H250V223H254V221H258L257 219ZM9 221V219L7 220V222ZM129 222L131 220H128ZM133 221H134V218H133ZM245 221V220H244ZM127 222V220H126ZM132 222V221H131ZM211 222V221H210ZM12 223V221L10 222V224ZM26 223V222H25ZM24 223V224H25ZM29 223V222H27ZM118 223V222H117ZM122 223V222H121ZM134 223V222H132ZM136 223V221H135ZM140 223V222H138ZM146 223V222H145ZM152 223V222H151ZM180 222V224H182ZM213 223V222H212ZM211 223V224H212ZM215 223V222H214ZM256 223V222H255ZM0 232L1 234L4 235V239H0L1 240V244H0V264H9L10 260L14 259L16 256H15V253L10 249V243L9 242V238H13L12 236H14V232L13 230H11L13 232L12 235H10V233L8 232V229H7V225L5 227V225H3V223H0ZM9 224V225H10ZM14 225V222L12 223ZM12 224L10 225V229L13 227ZM120 224V223H119ZM154 224V222H153ZM156 224V223H155ZM257 224H259L257 222ZM26 225V224H25ZM134 225V224H133ZM145 225V224H144ZM178 225V224H177ZM213 225V224H212ZM252 225V224H251ZM261 225V224H260ZM263 225V224H262ZM118 226V225H117ZM139 225L137 224V227ZM259 225H257L256 227H258ZM15 227V226H14ZM124 227V226H123ZM128 227V225H127ZM160 227V228H159ZM178 227V226H177ZM215 227V226H213ZM212 227V228H213ZM136 228V227H134ZM167 228V229H166ZM176 228V227H175ZM253 228V227H252ZM263 228V227H262ZM262 228L260 229L262 231ZM15 229V228H13ZM137 229V228H136ZM173 229V227L171 228ZM229 229V228H228ZM257 229V228H256ZM17 230V229H16ZM138 230H141L138 229ZM152 231H154L153 229H150ZM259 230V229H258ZM257 230V231H258ZM10 231V232H11ZM215 231V230H213ZM254 231V230H253ZM256 231V230H255ZM120 232V231H119ZM151 232V233H150ZM169 232V231H168ZM172 232V234L174 233L173 231H170ZM140 233V232H139ZM138 233V234H139ZM256 233V232H255ZM137 234V235H138ZM128 235V234H127ZM136 235V234H135ZM139 235V236H140ZM148 235V236H147ZM153 235V234H152ZM169 235V234H168ZM257 235V234H256ZM11 236V237H10ZM146 236V237H144ZM260 236V235H258ZM263 236V235H262ZM133 237V235H132ZM137 237V236H136ZM168 237V236H167ZM216 237V236H215ZM254 237V236H253ZM261 237V236H260ZM170 238V236H169ZM257 238V237H256ZM130 239V238H129ZM133 239V238H132ZM135 239V238H134ZM139 239V238H138ZM136 239V240H138ZM148 239V240H147ZM162 239V240H161ZM259 239V237H258ZM160 240L162 241V243L160 242ZM261 240V239H259ZM259 240H258V244L261 245L259 243ZM133 241V240H132ZM131 241V242H132ZM139 241V240H138ZM216 241V239H215ZM219 241V240H218ZM11 242V241H10ZM17 242V241H16ZM131 242H128V243H124L119 246H121V255L124 262L126 264H137V258L139 257L138 253L135 251L136 250V247L135 249H133V245H131ZM140 242V241H139ZM213 242V241H212ZM263 242V241H262ZM138 243V242H137ZM142 243V244H143ZM216 244L214 245V252H216L217 254H220L223 258V256L227 259V257H230L228 256V253L227 251H229L230 253V250L228 249V245L225 246L223 244H226V243H222V244H217L218 242L216 241L215 242ZM134 244V242H133ZM139 244V243H138ZM214 242L212 243V246H213ZM20 245V244H19ZM107 245V244H106ZM136 245V243L134 244ZM144 245V244H143ZM138 246V245H137ZM144 246H147V245H144ZM147 246V247H148ZM211 246V245H210ZM262 246L264 245H261V247L258 248L259 251H261V255L262 256V253H264V247L262 248ZM201 247L199 249H201ZM20 248V247H19ZM139 249H141L139 246H138ZM143 248V247H142ZM211 248V247H210ZM13 249V248H12ZM16 249V248H14ZM198 249V247L196 248ZM210 250V251H213ZM21 251V249H18ZM138 250V249H137ZM149 251V249H148ZM151 251V250H150ZM13 252V253H12ZM203 253L201 255V253ZM207 252V250H206ZM205 252V253H206ZM213 253V252H212ZM214 253V255L216 254ZM260 253V252H258ZM12 254L13 257H12ZM21 254V256H22ZM42 254V253H41ZM143 254V253H142ZM207 254V253H206ZM209 254V253H208ZM141 255V254H140ZM144 255V254H143ZM205 255V254H204ZM213 255V254H212ZM219 255V256H220ZM264 255V254H263ZM15 256V257H14ZM20 256V254H19ZM38 257V256H37ZM145 257V256H144ZM218 257V255H217ZM216 257V258H217ZM213 258H215L213 256ZM215 258V259H216ZM223 258V259H225ZM259 258V257H258ZM261 259H263V257H260ZM42 259V260H43ZM139 259V258H138ZM144 259V258H143ZM149 259V260H150ZM234 259V258H233ZM18 260V259H17ZM231 260V259H230ZM230 260H228L230 262ZM257 260V259H256ZM14 261V260H13ZM140 261V260H139ZM210 261V260H209ZM213 261V260H212ZM217 261V260H216ZM233 261V260H231ZM16 262V261H15ZM235 263L237 261H234ZM233 262V264H234ZM14 263V262H13ZM45 263V262H44ZM142 263V262H141ZM140 263V264H141ZM225 264V262H223ZM232 263V262H231ZM262 263V261L260 262V264ZM18 264V263H17ZM144 264V263H143ZM146 264V262H145ZM215 264V263H214ZM241 264V263H240Z\"/></svg>",
    "mask_w": 264,
    "mask_h": 264
},
{
    "label": "rangeland",
    "instance_id": "rangeland-1",
    "mask_svg": "<svg viewBox=\"0 0 264 264\" xmlns=\"http://www.w3.org/2000/svg\"><path fill=\"white\" fill-rule=\"evenodd\" d=\"M33 1V3L35 4V2H36V4L35 5H39V4H42L43 5V3H45L44 1L45 0H32ZM81 3H83V4H85L86 3V6L87 7H89L91 10H93V12H94V14H95V19L98 21V23H100L101 25H103V28H105L106 29V36H102V35H99L97 32H94V31H92L90 28H89V24L90 23H88L87 21L84 23V20L83 21H81L82 19H78V17H76V18H64V20H63V23H64V27H65V29H66V31H67V33H69L70 35H73V36H75V37H77V41H72L73 43L71 44V42H70V49H69V52L67 53L68 54V58L70 59H68V61L69 62H67L66 63V59H67V55H65L64 54V56H62L61 54H63V53H66V52H59V57H61V58H59L58 56H57V52L59 51H55L54 52V56L53 57H55V59L54 60H58V62L57 61H55V62H57V63H55L54 62V64H53V70L55 69V76H54V78H51L50 80H49V86H50V89H49V92H47V94L45 95V97H43V100L46 102V104H48V105H46L45 107H46V109L48 110V111H52L51 113L50 112H48L49 114H53L52 115V117H51V115L49 116V115H47L46 117L44 116L45 115V113H42L43 111H41V110H36L35 112H34V115H37L38 116V118H43V120L45 121V124H46V127H47V125H48V129H47V132H48V130H49V132H48V135H49V139L51 140V139H53V140H51V144L49 145V147H42L41 146V141L40 140H35V137H34V135L32 134V132H30V131H28V132H26L27 130H25L24 131V129L22 128L23 126H21V124H19L18 125V127H20V129L23 131V133L24 134H28V135H30V134H32V135H30L29 136V140H28V147L30 146V147H32L31 146V144L33 145L34 143H35V145H34V147L33 148H28V152L31 154H29V156H31V158H33L34 156V158H36V157H39V156H42L43 157V159H48V160H46V164H48L47 165V167H45L46 165L44 164V167L45 168H43V172H44V175L46 174V177H45V180H47V186L49 185V187L51 186L52 188H54V186L55 187H57L61 182H67V180H68V182H72V183H74V185H76L75 183H77V185L76 186H78V188L79 189H84V188H86V189H89V188H92V189H94L95 187H99V189H103V193H101V195H100V201H101V207H102V209L106 212V214H107V216H110V218H111V220H112V223H111V232L109 233V241L108 242H100V246L105 250V256H106V258L107 259H109V261H111V262H113L114 264H126L125 262H124V260H123V258H122V256L121 255H119V254H121V246H122V244H124V243H128V242H131L132 240V242H131V245H133V249H135V247H136V252L139 254L138 256V258H137V264H140L141 262V264H145V262H146V264H149V262L151 261V260H155L154 259V257L152 256L151 258L152 259H150V258H147V256L148 257H150V254L156 249L157 250V248H158V246L155 244V245H152L151 244V241H150V243H148V244H151L153 247H155V248H153V247H151V245L150 246H148V244L147 243H143V240H141V239H143L142 238V234H141V232L143 231V229H145V228H147V227H145V228H141V225H142V227L143 226H148V227H150L149 228V231H151V232H154V233H151V236L152 237H154V236H157L158 237V239L159 238H163V237H165L164 235L166 234V233H168V234H166L167 236H166V238H168V239H171V240H173V238L175 239L176 238V236H177V232H179L178 230H181L183 227H184V223L186 222V221H183V220H186V219H182L181 221H178L177 223H174V224H172L171 226L170 225H167V227H168V229L165 231V233L163 232V234H162V236L160 237V235H155V229H156V225H158L157 223H161L162 222V218H164L165 216L164 215H168V210H170V211H174L173 209L175 208V207H179V208H182V207H180L181 205L179 204V205H173L172 206V208L170 209H166V207L165 206H167L166 204H167V200H177V198H179L180 197V199H181V197H183V195H184V197L185 196H187L190 192L189 191H191V198H194V197H196V199H198V201H197V207H196V210H197V212H196V215H197V217H196V215H194L193 217V219L195 220V219H198V221H201V222H203V220L205 219L206 220V222H207V224L209 225V226H211V232H212V241L214 242V244H213V246H212V241H209V243H210V245H209V247L207 246V249L206 248H202L201 246V249H199L200 247L199 246H194V251H205L206 252V250H207V254L204 252V254L203 253H201V255H202V257H205V260H204V258H202L203 260H202V262L203 261H206L205 263L203 262V263H201V264H224L223 262H225V264H233V262L234 261H237L236 263L234 262V264H260V262L262 261V263L261 264H264V253H262V256H260L261 255V251H259L258 250V248L259 247H261V245H264V113H262V111L264 112V107H263V100H264V72H262V74H259V71H260V67H258V66H254V65H248V63L246 62V60L250 57V56H254L255 55V50L253 49L254 48V46L252 47V48H249V49H244L243 48V45H241L240 44V42H238L237 40H235L236 38H234L233 37V32H232V28H230V26L228 25V23H227V21H223V20H221L222 22H221V24H220V37H222V38H220V42H219V44H220V46H222L221 48H223V54H220V55H218V57H217V55L216 54H214L215 52V43L217 42V41H215V36H214V32L212 31V30H210V27H208V29L204 32V35L205 36H203V37H201V39H205V40H207V39H209V40H207V45L209 44V45H212L211 47H213V48H211V51H210V48H209V45H208V51L210 52V53H213V54H209L210 55V57L208 56V58L207 59H209L210 60V62L212 63H214V64H216V68H213L212 69V71H210V73L209 74H211V75H208L207 77H204V76H202V71H201V69H200V65L201 64H198V62L199 61H202V59L204 58V57H206V56H201V55H199V54H201L199 51H196V50H194V49H192V48H194L192 45L191 46H189L190 47V53L192 52V51H194V52H192V54L194 53V55L192 56V54H190L191 56H189V54H188V56H189V58L187 59V60H189L190 62L191 61H193L192 63H194L195 61V64H197V65H195V64H193L194 65V67L195 66H197V67H195L196 68V78H195V82H194V85L195 86H190L189 84H187V83H185L184 81H182V79H179L178 81H177V84L179 85V96L180 95H182L183 97H181L180 99L181 100H172L171 99V101H170V99L169 100H167V101H165V100H163V101H160V100H162V99H160V97L158 96V94H157V92L155 91V89L153 88V83H154V81L156 80V79H158L159 77L160 78H162L163 77V73L164 72H166V70H164V69H162V67H156L155 65H154V63H153V57H152V55L151 54H149V53H143V52H139V51H137V50H135L133 47H130V45L128 44V42H127V40L129 39V37H130V34H129V32L128 31H124V33H125V36H126V38H124L125 36H124V33H122L123 32V30H121L122 32L120 33V31H118V30H120V29H116V27H111V26H113L112 24H110V22H109V20H107L108 18H106V17H108V16H106L107 14H104L106 11L104 10V8L102 9V7H100V5L98 4V2L95 0H79ZM193 2H197V3H194V9H193V12H196V13H193V17H195L196 19H199L200 17H202L203 15H204V11H207V7L208 6H206L207 5V3L208 2H210V0H204V2H202L203 0H192ZM244 3H243V2ZM245 1L247 2V0H240V2H242L243 4H245L246 5V3H245ZM42 2V3H41ZM264 2V1H263ZM221 3V4H220ZM203 4H205V5H203ZM215 4H217V2L215 1ZM218 4H220V6L223 8V9H226L227 7L226 6H224V3L222 2V1H218ZM218 4H217V6H218ZM18 5V6H17ZM45 5V4H44ZM47 5V4H46ZM199 5V6H198ZM147 6H149V5H145V7H147ZM198 6V7H197ZM11 10L13 11V12H21V13H29V12H31V10H30V8L29 7H26V6H21L20 5V1L19 0H12V4H11ZM203 7H205V8H203ZM225 7V8H224ZM260 7H262V8H260L259 9V11H260V13H261V17H263V15H264V3H261V5H260ZM102 9V10H101ZM161 10H159V11H157V13L155 12L154 14H153V16H152V20L150 19V23L147 21V23L149 24H146V26H145V28H144V32H142V34H141V39H142V41H144V42H148V41H152L151 39H152V36H153V40L155 39H158V35H159V33H158V35H157V30H159L160 28H161V30H162V28L164 29V27L166 26V23L168 22V18H169V11L167 10V9H164V11H162V9L163 8H160ZM203 9V10H202ZM206 9V10H205ZM104 10V11H103ZM201 10H202V12H201ZM202 13V14H201ZM201 14V15H200ZM217 19V18H216ZM66 20V21H65ZM73 20V21H72ZM69 21V22H68ZM78 22V23H77ZM81 22V23H80ZM83 22V23H82ZM86 24H88V26L86 25ZM164 24H165V26H164ZM212 24H214V22L213 23H211V24H209L210 26L212 25ZM239 24V23H238ZM86 25V26H85ZM161 25H163V27L161 26ZM158 26V27H157ZM213 26V25H212ZM82 27H84V28H82ZM91 27V26H90ZM160 27V28H159ZM159 28V29H158ZM166 28V27H165ZM113 29V30H112ZM225 29V30H224ZM88 30V31H87ZM118 31V33H116L117 31ZM160 30V31H161ZM116 31V32H115ZM159 31V32H160ZM208 31H210V35H213L212 37L211 36H209L208 35ZM211 32H213L212 34H211ZM120 33V34H119ZM76 34V35H75ZM127 34H129V36L127 35ZM94 35V36H93ZM123 37H122V36ZM206 35H208V36H206ZM100 37V38H99ZM105 37H106V39H105ZM157 37V38H156ZM205 37V38H204ZM210 37V38H209ZM230 37V38H229ZM231 37H232V39H231ZM81 38H82V40H81ZM1 40V44L2 45H4V43L6 42V40H4V37H3V39H2V37L0 38ZM119 39V40H118ZM121 39H122V41H121ZM124 39H126V40H124ZM230 40V41H229ZM81 41H85V43H89V46L90 47H92V48H94L97 52H98V54H97V60H94L95 59V57H92L91 58V56H89L88 58H86V57H84L85 59H87V60H89V61H92V60H94V61H92L91 63H95V64H97V65H95V67H97L96 68V71L94 70V71H86V73H84V71H83V69H80V71H78V69H79V61H76L75 60V58H73L74 59V61L72 60V57H74L73 56V51L72 50H74L75 49V47H77V45L79 46V42H81ZM210 41V42H209ZM211 41L213 42V43H211ZM76 42H78L77 43V45H76ZM109 42V43H108ZM127 42V43H126ZM218 43V42H217ZM216 43V44H217ZM238 43V44H237ZM108 44V45H107ZM72 45V46H71ZM225 45H227V46H225ZM74 46V47H73ZM72 47V48H71ZM110 47V48H109ZM189 47H187L188 49H189ZM74 48V49H73ZM133 48V49H132ZM228 48V49H227ZM131 49V50H130ZM251 49V50H250ZM130 50V51H129ZM133 50V51H132ZM250 50V51H249ZM70 51H72V52H70ZM138 53H137V52ZM249 51V52H248ZM251 51H253V54H251ZM242 52V53H241ZM247 52V53H246ZM72 55H71V54ZM133 53V54H132ZM245 53V54H244ZM196 54V55H195ZM251 54V55H250ZM61 55V56H60ZM70 55V56H69ZM231 55V56H230ZM242 55H244V56H242ZM98 56L100 57V58H98ZM102 56V57H101ZM196 57V58H194V59H191V58H193V57ZM224 56V57H223ZM66 57V58H65ZM71 57V58H70ZM117 57V58H116ZM191 57V58H190ZM202 59H201V58ZM59 58V59H58ZM63 58V59H62ZM65 58V59H64ZM102 58V59H101ZM152 58V59H151ZM84 59V60H85ZM92 59V60H91ZM222 59V60H221ZM243 59V60H242ZM60 60V61H59ZM63 60V61H62ZM65 60V61H64ZM101 60H102V62H101ZM221 60V61H220ZM71 61V62H70ZM86 61V60H85ZM100 61V62H99ZM104 61V62H103ZM220 63H218V62ZM248 61V60H247ZM60 62V63H59ZM61 62H62V64H61ZM65 62V63H64ZM74 62V63H73ZM216 62V63H215ZM63 63H64V65H63ZM68 63H70L69 65H68ZM78 63V64H77ZM101 63H103V64H101ZM200 63V62H199ZM67 64V65H66ZM74 64V65H73ZM75 64H76V66H75ZM109 64V65H108ZM224 64V65H223ZM231 64H235V65H238V66H240L241 68H242V71H243V78H244V80H246V83H245V89H246V98H247V100H248V103H249V107H248V109L246 110V109H243V110H241V108H239V106H235V108L234 109H232V110H230L229 112H227L226 110H224V109H221V110H219L218 108H215L216 110H214V108H212V102L210 103V102H207L205 99H204V93H206V92H214V83L218 80H221V81H224V78L226 79V77H227V73H229V71H230V69L229 68H231L232 66H231ZM74 67H73V66ZM103 65V66H102ZM198 65H199V68H198ZM101 66V67H100ZM105 66V67H104ZM155 66V67H154ZM190 67H193L192 65H189ZM221 66V67H220ZM230 66V67H229ZM103 67V68H102ZM21 67H19V69H20ZM62 68V69H61ZM99 68V69H98ZM113 69V70H115V73H109V71H110V69ZM222 68H224V69H222ZM255 70H254V69ZM6 68H0V76H2V82H3V84H5L6 85V87L9 85V82H11L10 80H11V76H10V74H9V71L7 70V72H6V70H5ZM22 69V68H21ZM20 69V70H21ZM65 69V70H64ZM97 69H98V71H97ZM109 69V70H108ZM157 69H158V71H157ZM175 70H173V71H175V73H176V75H177V73H178V69H176V68H174ZM3 70V71H2ZM79 72H77V71ZM100 70H101V72H103V73H105V75H106V78L104 79V83H102L101 82V80L99 79L100 78V76H99V72H100ZM106 70V71H105ZM107 70H108V72H107ZM145 70V71H144ZM2 71V72H1ZM22 71V70H21ZM20 71V73H22ZM57 71H58V73H60V71H61V73L60 74H58L57 73ZM169 71V70H168ZM82 72V73H81ZM90 72H93V75H92V73H90ZM107 72V73H106ZM163 72V73H162ZM198 72V73H197ZM63 73H64V75H63ZM90 73V74H89ZM156 73V74H155ZM220 73V74H219ZM248 73V74H247ZM8 74H9V76H8ZM57 74H58V76L59 75H61V77L59 76H57ZM70 74V75H69ZM118 74H119V76H118ZM121 74V75H120ZM201 74V75H200ZM255 74V75H254ZM63 75V76H62ZM110 76V77H109ZM59 78V80L58 79H55V78ZM157 77V78H156ZM222 79H221V78ZM69 78V79H68ZM75 80H74V79ZM153 78V79H152ZM202 78V79H201ZM216 78V79H215ZM9 79V80H8ZM61 79H64V81H66L67 80V83L65 82L64 83V81L62 80L61 81ZM213 79V80H212ZM214 79H215V81H214ZM53 80H54V82H53ZM55 80L57 81V83H61V82H63V86L61 85V87L60 86H58L56 83H55ZM73 80V81H72ZM100 80V81H99ZM108 81L107 83H110V85L112 84H114L116 87H114V88H116V89H113V92L112 91H110V92H107V93H103V98L101 97L102 95L100 94V91L101 90H103L104 89V87H106L107 85V83H106V81ZM125 81V83H123L122 81ZM70 81V82H69ZM118 81V82H117ZM182 81V82H181ZM252 81V82H251ZM54 83L53 85H52V83ZM150 82V83H149ZM213 82V83H212ZM152 83V84H151ZM204 83V84H203ZM15 84V83H14ZM75 85V86H73V85ZM76 84H78L77 86H76ZM82 84V86H80ZM84 84V85H83ZM123 84H127L126 86H127V88H126V92H124V93H122L121 91H119V87L120 86H122ZM148 84V85H147ZM65 85H67L66 87H65ZM113 85V86H114ZM54 86H58L57 87V90H56V88L54 87ZM70 86V87H69ZM73 86V87H72ZM104 86V87H103ZM184 86V87H183ZM75 87H76V89H78L79 87H80V89L82 90V95H81V98H80V96H76L74 93H75V91H73V90H76L75 89ZM85 87V89L83 90V88ZM93 87V88H92ZM194 87H195V89H194ZM61 88H63V89H61ZM101 88V89H100ZM103 88V89H102ZM183 88V89H182ZM210 90H209V89ZM118 89V90H117ZM213 89V90H212ZM250 89V90H249ZM53 90H54V92H53ZM60 90V91H59ZM65 92H64V91ZM100 90V91H99ZM185 90V91H184ZM190 90V91H189ZM207 90V91H206ZM258 90V91H257ZM58 91L60 92L59 93V95H58ZM94 92V95H92V93ZM116 91V92H115ZM156 93H155V92ZM98 92V93H97ZM119 92V93H118ZM141 92V93H140ZM193 92V93H192ZM49 93V94H48ZM64 94V96L62 95V94ZM66 93V94H65ZM73 93V94H72ZM86 93H88L87 95H85L84 96V94H86ZM114 94V96H119V95H121L122 96V94L123 95H125L126 94V98H128V96L129 97H131L133 94V96H137L138 98H139V100L140 101H142L143 102V104H144V106L145 107H148L151 111H152V113L155 115V118H162L163 117V120H165L164 122L166 123V126H164V127H166V128H164V127H162L163 129H161V131H160V134H159V132H158V134H156V135H158V136H154V137H152L151 136V134L150 133H147L146 131H145V129L143 128V126H142V124H140V123H142L140 120H138L139 118H136L135 119V121H133V120H131L128 116H126V114H122V113H120L121 111H120V108H118L117 106H114V105H111V102H109L108 101V99H112L111 97H112V95H110V94ZM121 93V94H120ZM62 95V98H60L59 96H61ZM105 94V95H104ZM108 94V95H107ZM117 94V95H116ZM199 94V95H198ZM48 95V96H47ZM58 95V96H57ZM67 95V96H66ZM69 95H71V96H69ZM72 95L73 96H75V99H74V101L76 100V103L73 101L72 102V104H74V106L71 104V98H72V100H73V98L74 97H72ZM89 95V96H88ZM98 97H97V96ZM99 95H101L100 97H99ZM196 95V96H195ZM247 95H248V97H247ZM66 96V97H65ZM91 96V97H90ZM105 96H107V97H105ZM121 96H119V97H121ZM159 98H158V97ZM52 99H51V98ZM56 97H58V98H56ZM63 97H65V98H68V99H70L69 100V102H70V104H71V106H70V104H69V106L67 107L64 103H63V100L61 101V99H63ZM71 97V98H70ZM87 97V98H86ZM92 97H94V98H92ZM105 97V98H104ZM78 98H80V100L78 99ZM92 98V99H91ZM98 98H100L99 100L101 101V105H100V108L98 107V105L96 104L97 103V101H99L98 100ZM106 98H108V99H106ZM125 98V99H126ZM143 98V99H142ZM236 100H238L239 102L241 101H243V98L241 97V96H239V99H238V95H236ZM49 101H47V100ZM60 99V100H59ZM77 99H78V101L80 102H83L84 104H85V106H84V108H85V110L87 111L86 112V114H88V116L90 117H88L89 119H91V121H89V124H91V126H90V129H92L93 130V132L92 131H90V130H87L86 131V137L88 136V138H84V142H83V138H80L79 136L77 137V134H75L76 132L74 131V129L73 128H69L68 130H66L67 128V124H66V122H65V120H66V116H71V117H77V116H79V113L80 112H82L81 110H78L77 111V108L79 107V106H76L75 107V104H77V105H79V103L77 102ZM87 99L89 100L88 102H86L87 101ZM105 99V101H103ZM200 99H201V101H200ZM204 99V100H203ZM242 99V100H241ZM107 100V101H106ZM59 101H61L62 103H60ZM95 103H94V102ZM111 101V100H110ZM159 101V102H158ZM181 101H182V103H181ZM103 102V103H102ZM109 102V103H108ZM164 102V103H163ZM170 102H172V103H170ZM174 102V103H173ZM176 102V103H175ZM179 102V103H178ZM183 102L185 103V105H190L189 107H196V108H198V109H200V110H202V114H203V117H205L206 119V121L208 122V127H210L209 129L211 130V132L213 133V135L214 134H216L215 135V138H213V139H210V140H207L208 141V143L205 141V143H204V145H202V140L199 138V131H198V128L200 127V125L198 124V121H196V118H190V117H192L191 116V113L190 114H188L187 115V117L185 118V121H184V118H182L181 116H180V113H179V108H177V107H179V104L180 105H182L183 104ZM187 102V103H186ZM106 105H105V104ZM62 104V105H61ZM91 105V106H89V105ZM96 104V105H95ZM104 104V105H103ZM107 104H108V106H107ZM175 104V105H174ZM206 104V105H205ZM93 105H94V107H93ZM178 105V106H177ZM184 105V104H183ZM196 105V106H195ZM53 106V107H52ZM102 106H104V108H102ZM110 106V107H109ZM114 106V107H113ZM172 106V107H171ZM254 106V107H253ZM88 107H90L89 109H88ZM113 107V108H112ZM117 107V108H116ZM237 107H238V109H237ZM51 108V109H50ZM65 108V109H64ZM110 109V112H109V109ZM176 108V109H175ZM211 108V109H210ZM259 108V109H258ZM45 109V110H46ZM71 109V110H70ZM80 109V108H79ZM92 109V110H91ZM100 109L102 110V112L104 113V112H106L105 114L107 115H105L104 114V116H102L103 115V113L100 111ZM105 109V110H104ZM106 109H108V110H106ZM236 109V110H235ZM240 109V110H239ZM88 110H90V111H88ZM93 110H94V112L95 113H93L92 114V112H93ZM97 110L98 111H100V113H97ZM178 111V112H177ZM206 111V112H205ZM221 111H224V112H221ZM234 111H236V112H234ZM242 111V112H241ZM243 111H245V112H243ZM57 112V113H56ZM66 112V113H65ZM83 112H85L84 111V109H83ZM109 112V113H108ZM217 112V113H216ZM91 113V114H90ZM112 113H114V116L113 115H110V114H112ZM225 113V114H224ZM250 113V114H249ZM66 114V115H65ZM97 114H98V116L99 115H101L102 116V118L104 119V118H108V114H109V116L111 117V116H113L114 118H117L118 119V117L120 118V121L118 122L117 121V123H114V122H111L110 124H109V126L111 127V129L108 127V125H105V123H103V119L101 118V117H97ZM207 114V115H206ZM158 115V116H157ZM160 115V116H159ZM224 115V116H223ZM236 115V116H235ZM36 116V117H37ZM92 116V117H91ZM121 116V117H120ZM224 118H223V117ZM94 117V118H93ZM122 117H124V118H122ZM181 119H180V118ZM210 117H211V119H210ZM97 118H100L101 120H97ZM188 118H190V119H194V120H192L195 124H192L191 126H189L188 124H187V122H186V120L188 119ZM207 118H208V120H207ZM223 118V119H222ZM231 118V119H230ZM257 118V119H256ZM46 119V120H45ZM63 119V120H62ZM183 119V120H182ZM221 119V120H220ZM236 119V121H234ZM262 119V120H261ZM95 120V121H94ZM131 120V121H130ZM204 120V119H203ZM216 120V121H215ZM228 120V121H227ZM234 122H233V121ZM238 120V121H237ZM64 121V122H63ZM97 121H100V122H102L103 124H101V123H98ZM126 121V122H125ZM139 121V122H138ZM178 121V122H177ZM220 121H222V122H220ZM61 122V123H60ZM91 122V123H90ZM95 122V123H94ZM96 122H97V124H96ZM127 122H128V124H127ZM132 122H134V123H132ZM216 122V123H215ZM220 122V123H219ZM225 122V123H224ZM229 122H232V127H231V129L229 128H227V126H229L228 125V123ZM236 122V123H235ZM130 123H132V124H130ZM186 125H185V124ZM96 124V125H95ZM101 124V125H100ZM121 124H123V125H125V126H120ZM92 125H94V126H92ZM100 125V126H99ZM107 128V129H109V130H107L104 126ZM127 125H129V126H127ZM167 125H169L168 127H167ZM241 125V126H240ZM253 125V126H252ZM63 126V127H62ZM97 126V127H96ZM220 126V127H219ZM119 127V128H118ZM121 127V128H120ZM189 128V127H191V128H189V129H187V128ZM214 127V128H213ZM237 128L236 130H238V131H236V130H234V129H232V128ZM251 127H253V128H251ZM60 128V129H59ZM114 128H116V131H114L115 129ZM124 130H123V129ZM144 129V131H143V129ZM104 129H105V132H104ZM112 129H113V131L114 132H117V135L119 134V136H117V135H115L116 133H113L112 132ZM119 129H121V130H119ZM137 129V130H136ZM244 129V130H243ZM65 130V131H64ZM102 130H103V133H105V134H102ZM127 130V131H126ZM163 130V131H162ZM174 130V131H173ZM225 130V131H224ZM250 130V131H249ZM67 131V132H66ZM97 131V132H96ZM109 132L108 134L110 135V136H108L107 135V132ZM119 131V132H118ZM129 131H131V132H129ZM137 131V132H136ZM197 133L196 135H194V133L195 132ZM243 131H245V132H243ZM26 132V133H25ZM110 132H111V134H110ZM194 132V133H193ZM220 132V133H219ZM91 135H90V134ZM92 133H94V134H92ZM123 133H125V134H123ZM128 133H131L132 135H129V136H132V138L131 137H128ZM162 133V134H161ZM173 133V134H172ZM179 135H178V134ZM228 133V135H226ZM235 133H237V134H235ZM241 133V134H240ZM246 133H248V135L246 134ZM27 134H26V137L28 138V136H27ZM68 136H66V135ZM69 134V135H68ZM95 134H96V136L97 135H99V137L100 138H103V135L106 137H108V139H109V137H110V142L109 143H107V144H105L104 146H100L99 144H96V143H94L93 144V142L92 141H94V139H95ZM113 134H114V139L116 138V140H115V142H119L120 140H122L123 141V144H121L122 143V141H120V144L118 143H115V142H113L114 141V139H113V141H112V137H113ZM150 134V135H149ZM177 134V135H176ZM64 135H65V137L67 138H65L64 137ZM94 136V139L92 138V137H90V136ZM122 135H125V136H123V137H121L120 138V136H122ZM177 136V137H180L181 139H184V141L186 142L185 143V148L186 149H184L185 151H187V153L188 154H191V155H193V153H194V155L195 156H197V158H198V160H199V163H198V166H197V163H192V161H191V163H192V167H193V169L192 168H189L188 170H185V169H182L178 174L177 173H170V172H168V171H166L165 173L167 174V176L170 178H168L167 179V176H166V174L165 173H163V172H160V173H156V171H155V167L157 166V165H159V164H161L162 162H170L171 160H169V158L170 157H168V155H171V154H173V156H174V158L176 159V160H178L179 161V163L182 165H187V163H190V162H186V157H187V154L183 151V152H181V151H178V150H176V149H174V148H172V146L171 145H169V146H166L167 144H166V142L164 141V140H161L162 139V137L161 136H163V139L166 137V136ZM182 135V136H181ZM242 135H245L246 137H248V139H247V141L244 143V145H242V147H243V149L245 150H241L240 151V153L241 154H239V153H237V154H239L234 160L233 159H231V156L233 155V154H235L234 152H233V150L230 148V147H232L233 148V146L235 145V144H237L239 141L238 140H240L241 139V137H243ZM250 135V136H249ZM50 136H51V138H50ZM71 136V137H70ZM112 136V137H111ZM149 136H151V137H149ZM198 136V137H197ZM217 136V137H216ZM90 137V138H89ZM120 138V139H118V138ZM128 137V138H127ZM214 137V136H213ZM223 137H225V138H223ZM251 137V138H250ZM65 138V139H64ZM78 138V139H77ZM125 138H127V139H125ZM150 138V139H149ZM161 138V139H160ZM81 139V140H80ZM87 139H89V140H87ZM91 139H92V141H91ZM132 139V140H131ZM186 139H187V141H186ZM4 139H1V137H0V155H1V157H0V196L1 197H5V198H7L6 199V201L5 202H3V203H1L0 205H2V206H0L1 208H4V209H2V210H0V223H3V225H5V227H6V225H7V229H8V232L10 233V235H12L13 234V232L11 231V230H13V231H15L14 232V236H12L13 238H9V242L8 243H10V249L15 253V258L14 259H12V260H10V262H9V264H21L22 262H23V260H22V258H23V254L22 253H24L23 252V250H24V246H23V243H22V236H24V234H25V227H27L28 225H30V223H31V220H32V222L33 223H31L32 224V226H34V224H35V227H37L38 225H39V223H40V215H42V214H40L41 212H42V206H41V203H40V199H39V194H37L36 192V194L35 193H33L34 191H35V189L32 187L33 185L30 183V185H29V183L26 185V182H25V184H22L21 185V188L19 187V185L17 186V183H16V181H14L16 178H14V177H16V175H14V174H16L15 172H17V173H19V172H21V175L24 173V175L23 176H25V174L27 173V174H29L30 172L27 170V168L23 165L24 164V160H22V164H21V167L19 168V167H17V166H19L18 164H20L21 163V160H18L17 161V154L15 153V151L13 150V149H11L12 148V146H11V144H10V142H8V141H5L4 140V142H2ZM35 140V141H34ZM87 140V141H86ZM146 141V143L147 144H144L145 143V141ZM152 140V141H151ZM155 140V141H154ZM55 141V142H54ZM89 141V142H88ZM213 143H212V142ZM37 142H39V143H37ZM67 142V143H66ZM85 142H88L86 145L84 144ZM113 142V143H112ZM130 142H132V144H133V142H134V148H131V147H129V143ZM164 142V143H163ZM210 142V143H209ZM218 142V143H217ZM8 143L10 144V146L8 145ZM29 143H30V145H29ZM37 143V144H36ZM53 143H55V144H57V143H59V145L58 146H60V144L61 145H64V146H62V148L61 149H57L56 148V146L54 145V146H52V144ZM90 143V144H89ZM111 143V144H110ZM116 145H115V144ZM150 143V144H149ZM247 143V144H246ZM252 143V144H251ZM83 144V145H82ZM88 144H89V146H88ZM109 144H110V146L112 145V147L111 148H109ZM126 144H128L127 146L128 147H126ZM40 146V148L42 147L43 149H39L40 150V152H36V149H38L39 148V146ZM66 145V146H65ZM118 145H119V147H118ZM147 145V146H146ZM151 147H150V146ZM164 145V146H163ZM187 145V146H186ZM52 146V147H51ZM71 146V147H70ZM87 146V147H86ZM100 146V147H99ZM121 146V147H120ZM124 146V147H123ZM145 146V147H144ZM149 146V147H148ZM245 146H247V147H245ZM36 147V148H35ZM38 147V148H37ZM51 147V148H50ZM96 147V148H95ZM106 147V148H105ZM118 149H117V148ZM128 148V149H126V148ZM188 147H189V149H188ZM45 148V149H44ZM50 148V149H49ZM55 148V149H54ZM64 148V149H63ZM104 148V149H103ZM120 148V149H119ZM130 148V149H129ZM148 148V149H147ZM154 148V149H153ZM245 148H247V150L245 149ZM57 149V150H56ZM113 149H115L114 150V152H116L117 154V157L119 158H116L115 157V153L113 152ZM123 149H124V151H123ZM126 149V150H125ZM146 149V150H145ZM153 151H152V150ZM210 149V150H209ZM215 149V150H214ZM251 149V150H250ZM33 152H32V151ZM34 150H35V152H34ZM49 152H48V151ZM53 150V151H52ZM61 150V151H60ZM81 150V151H80ZM85 150V151H84ZM118 150V151H117ZM174 150V151H173ZM232 150V151H231ZM41 151H43L44 152V155L42 154V152ZM58 151V152H57ZM121 151V152H120ZM152 151V152H151ZM193 153H192V152ZM214 151H215V153H214ZM242 151H244L245 153H242ZM49 154H48V153ZM119 152V153H118ZM176 152V153H175ZM247 152V153H246ZM2 153V154H1ZM12 153V154H11ZM47 153V154H46ZM81 153V155H79ZM141 153V154H140ZM154 153V154H153ZM182 153H184V154H182ZM206 153V154H205ZM221 153V154H220ZM249 153V154H248ZM34 154V155H33ZM106 154V155H105ZM109 154H111V155H109ZM112 154H114L113 156H114V158H115V165H111V167L108 165L110 162H108L109 161V158L110 157H113L112 156ZM119 154V155H118ZM150 154H152V155H150ZM199 156H198V155ZM216 154V155H215ZM242 154L245 156H243L244 158H242L241 156H242ZM247 154H248V156H247ZM33 155V156H32ZM103 155H104V157H105V159L103 158ZM109 155V156H108ZM177 155H178V157H177ZM181 155V156H180ZM186 157H185V156ZM4 156V157H3ZM82 156V157H81ZM157 156V157H156ZM218 156H220V157H218ZM250 156H251V158H250ZM44 157H46V158H44ZM48 157V158H47ZM62 157V158H61ZM238 157H239V160L240 161H238ZM248 157V158H247ZM255 159H254V158ZM4 158V159H3ZM15 158H16V160H15ZM33 158V159H34ZM82 159V161H81V159ZM121 158V159H120ZM132 158V159H131ZM150 158V159H149ZM188 158V157H187ZM247 158V159H246ZM4 161H3V160ZM57 159V160H56ZM61 159H62V161L63 160H65V159H67V161L68 162H73V164H74V167L76 168V170H82L83 168H84V170H82V171H79V173H78V176L79 177H77V175H74V176H72L73 177V179L70 177V179H69V177L68 176H66L65 178H62L61 177V175L59 176L56 172V168L59 166V164L60 163H58V161L60 160L61 161ZM95 159H97V160H95ZM102 159V160H101ZM156 159V160H155ZM168 159V160H167ZM247 161H246V160ZM254 159V160H253ZM45 160H43V161H45ZM55 160V162L53 163V161ZM77 160H79L78 162H77ZM119 160V161H118ZM123 160V161H122ZM148 160V161H147ZM161 160V161H160ZM201 160H203V161H201ZM233 162H231V161ZM236 160V161H235ZM244 160V161H243ZM24 161V162H23ZM48 161V162H47ZM101 161H103V162H101ZM188 161V160H187ZM246 161V162H245ZM253 161V162H252ZM70 162V163H71ZM82 162V163H81ZM200 162H202L203 164H204V166H203V164H202V167H200L201 166V164H200ZM229 162H230V164H233V166L231 165L230 166V168H232L233 169V167H235V170L233 169V170H231L230 168H228V166L230 165L229 164ZM245 162V163H244ZM249 162V163H248ZM2 163V164H1ZM18 163V164H17ZM103 163V164H102ZM108 163V164H107ZM120 163V164H119ZM131 163V164H130ZM243 163V164H242ZM51 164V165H50ZM79 164V166H80V168L78 169V165ZM84 166H83V165ZM126 164V165H125ZM139 164V165H138ZM196 164V165H195ZM244 164H246V165H244ZM247 164L248 165H252V166H247ZM22 165H23V167H22ZM53 165H55V166H53ZM97 165V166H96ZM143 165V166H142ZM152 165V166H151ZM195 167H194V166ZM227 165V166H226ZM258 165V166H257ZM10 166V167H9ZM33 166V167H32ZM35 165H33V164H29V166H28V168L30 169V171L31 172H33L32 170H37L38 169V167H34ZM125 166V167H124ZM150 166V167H149ZM247 166V167H246ZM257 166V167H256ZM5 167V168H4ZM50 167V168H49ZM200 167V168H199ZM248 167H250L249 169H247ZM24 168H25V171H24ZM46 168L47 169H49V170H46ZM112 168H114V170L112 169ZM202 168V169H201ZM236 168H238V169H236ZM243 168V169H242ZM246 168V169H245ZM11 169V170H10ZM17 169V170H16ZM20 169V171H18ZM45 169V170H44ZM116 169V170H115ZM148 169V170H147ZM22 170V171H21ZM124 170V171H123ZM129 170V171H128ZM193 170V171H192ZM197 170V171H196ZM238 172H237V171ZM248 173H246L245 171ZM248 170V171H247ZM250 170V171H249ZM255 170V171H254ZM13 171V172H12ZM27 171V172H26ZM112 173H111V172ZM149 171V172H148ZM155 171V172H154ZM229 171H231V172H229ZM235 171V173L234 174H232L233 172ZM241 171H243L244 173H242ZM257 171V172H256ZM259 171V172H258ZM26 172V173H25ZM48 172V173H47ZM55 174H54V173ZM82 173V175H81V173ZM197 172V173H196ZM207 172H209V174L207 173ZM240 172V173H239ZM53 173V174H52ZM106 175H105V174ZM119 173H121V174H119ZM143 173V174H142ZM155 173V174H154ZM207 173V174H206ZM223 173V174H222ZM226 173H228V174H226ZM230 173H231V178H232V176H233V179L235 178V179H237V180H233L232 182H229L228 183V181L229 180H227V178L229 179V176H230ZM241 174V177L242 178H240V176H239V174ZM31 174V173H30ZM29 174V175H30ZM100 174V175H99ZM136 176H135V175ZM142 174V175H141ZM163 174H165V175H163ZM169 174V175H168ZM235 174H236V176H235ZM248 176H247V175ZM4 175V176H3ZM14 175V176H13ZM28 175V176H29ZM52 175H54V177L52 176ZM55 175H56V177H57V179L58 180H56V177H55ZM81 175V176H80ZM118 175V176H117ZM128 175V176H127ZM170 175H171V177H170ZM177 175V176H176ZM249 175H250V177H249ZM253 175V176H252ZM259 175H261V176H259ZM27 176V175H26ZM25 176V177H26ZM27 176V177H28ZM52 177V179H51V177ZM111 178H110V177ZM116 176V177H115ZM121 176V177H120ZM132 176V177H131ZM145 176V177H144ZM161 176V177H160ZM166 176V177H165ZM224 176V177H223ZM235 176V177H234ZM237 176H239L238 178H237ZM244 176V177H243ZM245 176H247V177H245ZM47 177H48V179H47ZM136 177V178H135ZM140 177V178H139ZM147 177V178H146ZM158 177V178H157ZM178 177V178H177ZM183 177V178H182ZM208 177V178H207ZM211 177V178H210ZM253 177V178H252ZM62 178V179H61ZM68 178V179H67ZM125 178V179H124ZM135 178V179H134ZM142 178V179H141ZM165 178V179H164ZM186 180H185V179ZM245 178H247V179H245ZM54 179V180H53ZM64 179H67V180H64ZM143 179H145V180H143ZM149 179V180H148ZM188 179V180H187ZM240 180V182H239V180ZM245 179V180H244ZM62 180V181H61ZM77 180V181H76ZM79 180V181H78ZM81 180V181H80ZM141 180V181H140ZM153 180L154 181V184H155V186L152 184L153 183V181L151 182V181ZM182 180H184V181H182ZM244 180V181H243ZM250 180V181H249ZM253 180V181H252ZM254 180H255V182H254ZM61 181V182H60ZM147 181H148V183H147ZM182 181V182H181ZM191 181V182H190ZM28 182V181H27ZM54 182V183H53ZM56 182H58V183H56ZM81 182V183H80ZM110 182V183H109ZM157 183V185H156V183ZM158 182H160V183H158ZM163 184H162V183ZM170 182V183H169ZM245 182V183H244ZM257 182V183H256ZM50 183H51V185H50ZM56 183V184H55ZM79 183H80V187H79ZM99 183V184H98ZM142 183V184H141ZM146 183V184H145ZM152 185H151V184ZM177 183V184H176ZM184 183H186V184H184ZM228 183V184H227ZM231 183V184H230ZM235 183V184H234ZM244 183V184H243ZM252 183V184H251ZM259 183V184H258ZM132 184H134L133 186H131L132 187V191L130 190L131 188H129L130 187V185H132ZM148 184V186H149V184H150V186H149V188H147L148 186H146ZM160 184V185H159ZM165 185V186H162V185ZM180 184V185H179ZM246 184V185H245ZM249 184V185H248ZM29 185V186H28ZM83 185V186H82ZM84 185H87L88 186V188L87 187H85ZM92 187H91V186ZM113 185V186H112ZM141 185V186H140ZM173 185V186H172ZM229 185V186H228ZM24 186V187H23ZM27 188H26V187ZM154 186V187H153ZM170 186V187H169ZM175 186V187H174ZM240 186H243V187H246L248 190V192L244 195H242V194H240L241 195V197H240V195H238V194H235L234 195V193H239L240 191H239V187ZM251 186V187H250ZM24 189H23V188ZM103 187V188H102ZM136 187V188H135ZM159 188V190H158V188L157 189H155L154 191L155 192H157L158 194H156V193H153L154 191L153 190H151L152 188ZM165 187H167V188H165ZM172 187V188H171ZM181 187V188H180ZM200 187V188H199ZM227 187L228 188H231V189H237V192L233 189V190H231V189H227ZM28 190H26V189ZM33 188V189H32ZM125 188V189H124ZM161 188H162V190H170L169 192L168 191H164V192H162V195H160L161 194ZM169 188V189H168ZM199 188V189H198ZM21 189V190H20ZM190 189V190H189ZM195 190V191H193V190ZM15 190H17V191H15ZM20 190V191H19ZM95 190H98V188H95ZM133 190H135L134 192H133ZM149 190L151 191V192H149ZM157 190V191H156ZM184 190V192H182ZM24 191H25V193H24ZM99 191V190H98ZM119 192V194H118V192ZM153 191V192H152ZM177 191V193H174V192H176ZM193 191V192H192ZM230 191H232L231 193L233 194V196H236V195H238L239 197H237V198H235V200L236 201H234L233 199H234V197H232V196H230V195H232L231 193H230ZM235 191V192H234ZM18 192V193H17ZM20 192V193H19ZM28 192V193H27ZM115 192H116V195H118L119 197H121V200L123 201L124 200V204H125V207H123V209L122 210H120L121 211V218H119V219H117V217H115V216H111L110 215V201H109V199H111L110 197H114V196H116L115 195ZM127 192H129V193H127ZM133 192V193H132ZM136 192V193H135ZM169 193V195H166V193ZM174 194H173V193ZM182 192V193H181ZM226 192V193H225ZM8 193V194H7ZM23 193V194H22ZM80 194H77V193H74L73 195H72V198H71V201L73 202V201H75V202H77L76 200H78L79 201V199H80V196H81V192H79ZM114 193V194H113ZM121 193V194H120ZM122 193H124L123 195H122ZM125 193H127V194H125ZM151 193H152V195H154V194H156V196H152V199H153V201H152V199H151ZM164 193V194H163ZM167 193V194H168ZM180 193V194H179ZM196 194V195H194V194ZM229 194V196H228V194ZM26 194V195H25ZM27 194H29V195H27ZM34 195L33 197H32V195ZM53 194L54 193H47V194H44L43 196H44V199H45V202H46V206H47V208L50 210V212H53L54 211V204H56V205H58V203H57V198L56 197H54L53 196ZM135 194V195H134ZM137 194V195H136ZM139 194V195H138ZM171 194V195H170ZM172 194H173V196H174V198H172L173 196H172ZM176 194H178V195H176ZM253 194V195H252ZM121 195V196H120ZM130 196L131 198L133 197V195L135 196V197H133L132 198V200H130L131 198L130 197H128V196ZM159 195V196H158ZM163 195H164V197H163ZM176 195V196H175ZM179 195H181V196H179ZM16 196V197H15ZM29 196V197H28ZM37 196V197H36ZM76 196V197H75ZM126 196V197H125ZM139 196V197H138ZM158 196V197H157ZM167 196H168V198H167ZM171 196V197H170ZM179 196V197H178ZM202 196V197H201ZM245 198V200H242L243 199V197ZM250 196V197H249ZM23 197V198H22ZM47 197H49V198H47ZM103 197V198H102ZM129 199H128V198ZM144 197V198H143ZM159 197H161L162 198V202L163 203H165V206H164V204H162V212H163V209H165L164 210V212L162 213V212H160V210H161V201H157V199L159 198ZM166 197V198H165ZM183 197V198H184ZM201 197V198H200ZM247 197V198H246ZM249 197V198H248ZM9 198V199H8ZM12 198V199H11ZM19 198V199H18ZM24 198H25V200H24ZM77 198V199H76ZM79 198V199H78ZM125 198V199H124ZM142 198H143V200H142ZM147 198V199H146ZM165 198V199H164ZM239 198V200L240 201H237V199ZM128 199V200H127ZM135 199V200H134ZM136 199H138V200H136ZM141 199V200H140ZM150 200V204H148L147 205V203H148V201ZM221 199V200H220ZM27 200V201H26ZM32 200V201H31ZM127 201V203H126V201ZM130 200V201H129ZM141 202H140V201ZM155 200V201H154ZM7 201H9V202H7ZM11 201V202H10ZM30 201L31 202H33V203H30ZM55 201V202H54ZM103 201V202H102ZM134 202V206L136 207V208H138V209H136V210H134V206L131 204V202ZM136 201V202H135ZM159 202V204H158V206L156 207V205H157V202ZM232 201H234V202H232ZM248 203H246V202ZM252 201V202H251ZM29 202V203H28ZM52 202V203H51ZM130 202V203H129ZM132 202V203H133ZM140 202V203H139ZM143 202V203H142ZM144 202H146L145 204H146V206L144 205ZM155 202H156V204H155ZM220 202H222V203H220ZM237 202H240L239 203V206H238V204H237ZM244 202V203H243ZM5 203V204H4ZM10 205H9V204ZM153 203V204H152ZM221 205H220V204ZM225 203V204H224ZM261 203V204H260ZM31 205V209H29V207H30V205ZM40 204V205H39ZM109 204V205H108ZM131 204V205H130ZM141 204H143L142 206H141ZM178 204V203H177ZM218 204V205H217ZM252 204V205H251ZM33 205V206H32ZM36 205V206H35ZM55 205V206H56ZM126 205H129V206H127L126 207ZM150 205V206H149ZM152 205V206H151ZM155 205V206H154ZM214 205V206H213ZM230 205V208L228 207ZM234 205V206H233ZM248 205V206H247ZM254 205V206H253ZM4 206V207H3ZM6 206V207H5ZM10 206L12 207L11 209H10ZM39 208H38V207ZM144 206V207H143ZM147 206H149V208L150 207H153L154 208V210H155V208H157V210L156 211H153V208H148ZM218 206H220V207H218ZM240 206L242 207V209L240 208ZM247 206V207H246ZM8 207V208H7ZM21 207V208H20ZM158 207H160L159 209H158ZM214 207V208H213ZM227 207L229 208V209H227ZM250 207V208H249ZM263 207V208H262ZM35 208V209H34ZM129 208L134 212L133 214H132V211L131 210H129ZM140 208V209H139ZM233 208H237L238 209V211L240 212V213H242L243 211H245V213H246V216H245V218L243 219V218H241L240 219V213L237 211V209L235 210V209H233ZM7 209V210H6ZM13 209V210H12ZM53 211H52V210ZM142 209H144V210H142ZM178 209V208H177ZM198 209H199V211H198ZM222 209V210H221ZM246 209H247V211H246ZM125 210V211H124ZM128 210H129V212L130 213H128ZM138 210V211H137ZM142 210V211H141ZM148 210V211H147ZM175 210H176V208H175ZM263 210V211H262ZM6 211V212H5ZM124 211V212H123ZM148 214V212H149V214L147 215V214H145V212ZM158 211H159V215H158ZM238 213H237V212ZM8 212H11V213H8ZM12 212H13V215L14 216H16V218L14 217H12V215H10V214H12ZM25 212V213H24ZM138 212V213H137ZM141 212H143V213H141ZM226 212V213H225ZM25 215V214H27V217H28V219H26V216L25 217H21L23 214ZM122 213H126L125 215L127 216V214H129V216L128 217H126V216H123L122 217ZM136 213V214H135ZM141 213V214H140ZM151 213V214H150ZM154 213V214H153ZM161 213H162V215H161ZM166 213V214H165ZM253 213H254V215H253ZM3 214V215H2ZM53 214V213H52ZM130 214H132V216L130 215ZM135 214V215H134ZM153 214V215H152ZM164 214V215H163ZM233 214V215H232ZM8 215H10V216H8ZM23 215V216H24ZM138 215H140V216H138ZM144 215V216H143ZM150 215V216H149ZM154 215H156V217H157V219L159 218V217H161V218H159L160 219V221L159 220H157L156 219V217L154 216ZM239 215V216H238ZM253 215V216H252ZM142 216V223H141V221H139V220H137L138 218L140 219V217ZM146 216V217H145ZM163 216V217H162ZM199 216V217H198ZM256 216V217H255ZM11 217L14 219V220H10L11 219ZM19 217H21V218H23V219H25V221L23 220V219H21V218H19ZM138 217V218H137ZM9 219V221L7 222V220ZM29 218H31V220L29 219ZM39 218V219H38ZM133 218H134V221H133ZM136 218V219H135ZM154 218H155V220H157L156 222L154 221ZM247 218V219H246ZM254 218V220L255 219H257L258 221H254V223H250V222H253V220H251V219H253ZM121 219V220H120ZM124 219V220H123ZM202 219V220H201ZM209 219V220H208ZM21 220H23V221H21ZM123 220V221H122ZM126 220H127V222H126ZM128 220H131L132 222H134V223H132L131 221L129 222ZM245 220V221H244ZM12 221V223L14 222V225L12 224V228L10 229V222ZM135 221H136V223H135ZM211 221V222H210ZM26 222V223H25ZM27 222H29V223H27ZM118 222V223H117ZM122 222V223H121ZM138 222H140V223H138ZM146 222V223H145ZM152 222V223H151ZM153 222H154V224H153ZM180 222L182 223V222H184V223H182V224H180ZM213 222V223H212ZM215 222V223H214ZM256 222V223H255ZM257 222L259 223V224H257ZM26 225H25V224ZM120 223V224H119ZM156 223V224H155ZM213 225H212V224ZM10 224V225H9ZM36 224H37V226H36ZM134 224V225H133ZM137 224L139 225L138 227H139V229H141V230H138V231H136L137 229H138V227H137ZM145 224V225H144ZM178 224V225H177ZM252 224V225H251ZM261 224V225H260ZM263 224V225H262ZM1 225V224H0ZM118 225V226H117ZM127 225H128V227H127ZM257 225H259L258 227H256ZM15 226V227H14ZM124 226V227H123ZM154 226H156L155 228H154ZM159 226V225H158ZM178 226V227H177ZM181 226H183V227H181ZM213 226H215V227H213ZM134 227H136V228H134ZM173 227V229H171ZM176 227V228H175ZM213 227V228H212ZM253 227V228H252ZM263 227V228H262ZM13 228H15V229H13ZM160 228V227H159ZM229 228V229H228ZM257 228V229H256ZM262 228V231L260 230ZM17 229V230H16ZM150 229H153L154 231H152V230H150ZM178 229V230H177ZM259 229V230H258ZM213 230H215V231H213ZM254 230V231H253ZM256 230V231H255ZM258 230V231H257ZM11 231V232H10ZM120 231V232H119ZM169 231V232H168ZM170 231H173L174 233L172 234V232H170ZM140 232V233H139ZM256 232V233H255ZM12 233V234H11ZM139 233V234H138ZM128 234V235H127ZM136 234V235H135ZM138 234V235H137ZM142 236H141V235ZM153 234V235H152ZM257 234V235H256ZM132 235H133V237H132ZM140 235V236H139ZM258 235H260V236H258ZM263 235V236H262ZM137 236V237H136ZM148 236V235H147ZM169 236H170V238H169ZM216 236V237H215ZM254 236V237H253ZM11 237V236H10ZM144 237H146V236H144ZM173 237V238H172ZM257 237V238H256ZM258 237H259V239H261V240H259L258 239ZM130 238V239H129ZM133 238V239H132ZM135 238V239H134ZM139 238V239H138ZM166 238H163L164 240L166 239ZM0 239L2 240V239H4V235L3 234H1V232H0ZM136 239H138V240H136ZM215 239H216V241L218 242L217 244H222V243H226V244H223V245H225V246H227L228 245V249L230 250V253H229V251H227V253H228V256H230V257H227V259L223 256V258H225V259H223L222 258V256L220 255V254H217L216 252H214V245L216 244L215 242ZM1 240H0V244H1ZM148 240V239H147ZM162 240V239H161ZM160 240V242L162 243V241ZM219 240V241H218ZM258 240H259V243L261 244V245H259L258 244ZM11 241V242H10ZM17 241V242H16ZM38 241H40L39 243H40V246H38L37 245V247H35V251H34V262H33V264H46V261L43 259V252H42V248H40V247H42L43 246V239L42 238H40V239H38L37 240V242ZM263 241V242H262ZM133 242H134V244L136 243V245H134L133 244ZM139 244H138V243ZM144 245H147V246H144ZM20 244V245H19ZM107 244V245H106ZM117 244H119V245H121V246H119V245H117ZM141 248V249H139L138 248V246ZM20 247V248H19ZM143 247V248H142ZM198 247V249H196ZM211 247V248H210ZM264 246H262V248H263ZM13 248V249H12ZM14 248H16V249H14ZM145 248V250L148 248L149 249V251H148V249H147V251H145V252H148V253H150V254H145L144 253V251H143V249ZM151 248H153V251H152V249ZM18 249H21V251L20 250H18ZM138 249V250H137ZM159 249V248H158ZM213 249V251H210V250H212ZM151 250V251H150ZM155 250V251H156ZM154 251V252H155ZM12 252V253H13ZM213 252V253H212ZM258 252H260V253H258ZM42 253V254H41ZM144 255H143V254ZM209 253V254H208ZM214 253H216L215 255H214ZM19 254H20V256H19ZM21 254H22V256H21ZM141 254V255H140ZM213 254V255H212ZM13 255L14 254H12V257H13ZM147 255V256H146ZM217 255H218V257H217ZM220 255V256H219ZM38 256V257H37ZM145 256V257H144ZM213 256L216 258H213ZM259 257V258H258ZM260 257H263V259H261ZM144 258V259H143ZM234 258V259H233ZM18 259V260H17ZM43 259V260H42ZM150 259V260H149ZM233 260V261H231V260ZM257 259V260H256ZM14 260V261H13ZM140 260V261H139ZM210 260V261H209ZM213 260V261H212ZM217 260V261H216ZM228 260H230V262L228 261ZM16 261V262H15ZM20 261H22L21 263H20ZM14 262V263H13ZM45 262V263H44ZM232 262V263H231Z\"/></svg>",
    "mask_w": 264,
    "mask_h": 264
}]
</instances>
